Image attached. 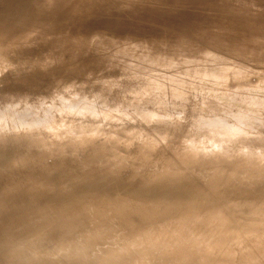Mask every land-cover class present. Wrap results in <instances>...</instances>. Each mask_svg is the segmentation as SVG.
<instances>
[{"label": "rangeland", "instance_id": "obj_1", "mask_svg": "<svg viewBox=\"0 0 264 264\" xmlns=\"http://www.w3.org/2000/svg\"><path fill=\"white\" fill-rule=\"evenodd\" d=\"M3 1L4 0H0V8L1 9H2V4H4ZM53 1H57V0H52V2ZM183 1L184 0H181L178 3V0L177 1L176 0H174V1L173 0L172 1H170V0H75V1L74 0H67L65 5L62 6L63 9L60 8L58 11H56V13H55V11H53V13H51V16H50L51 18L49 17V19L46 22H44L43 24H40V26L38 25L37 27L31 28L26 32H22L18 36V37H20V39H18V37H16L17 39L14 37V38H12L13 40L11 39L12 41L10 40L11 42L8 41V43L6 42L7 44L3 43L4 45L2 46V48H4L5 44L7 46L4 50H2V52H0V81H1L0 83H3V84H1V85H3V88L0 87V93H1L0 95H3V96H1L0 107L3 108L4 110H5V108H9L10 112L8 111L9 113L7 112V114H6L8 116L5 115L4 119L1 121L3 123V124L1 123L2 125H4V124L6 125V128L4 127V129H1L3 127L0 124V126H1V128H0V199L2 198L1 199L2 201L0 202V205H1L0 206V212H1L0 213V220L2 219L0 221V264H133V263L139 264V262L140 263L142 262L143 264L144 263L145 264H147V263H149V264H160L161 263L160 261H167V259H168V261H171V262L175 261V262H173L174 264H206L207 262H208L207 264H217V263L218 264H264V249H263L264 248V246H263L264 245L263 244L264 243L263 242L264 241V226H263L264 225V218H263L264 217V180H262L264 178V172H263L264 171V164H261L264 160V155H263L264 152L260 153V151H263V149H264V148H260V146L261 147H264V146L262 145V143H260L261 145H259L260 141L263 142V144H264V141H263L264 140L263 139L264 138V55H263L264 53L261 54V52H260V50H263V49H259V53H257L258 52L257 48L260 47L259 45H261L260 48H262V47L264 48V45H262V44H264V42L261 43V41L264 40V18H263L264 16L262 17V15L264 14V10L262 9L263 12L261 10L262 4L264 5V2H263V0H262V2H261V0H259V2H260V4H259V2L256 0H251V1H249V3H248V1L246 2L245 0L244 1L243 0H236L235 2L237 4H239V5H237V8H236L237 12H238L237 13L235 9L232 10L236 5V3H234L233 0H231V2L229 4L233 8L228 6L231 9V11H227L229 9H227L228 7H226L227 5H225L224 3H226V4H228V3L225 0H224V2H223V0L222 1L220 0L221 2H219L218 0L217 1L208 0V2H207V0H201V1L199 0L201 4L198 2V0H197V3H195L196 0H194V1L193 0H191V1L185 0L184 4L187 3L188 5L182 4ZM204 1H206V2H204ZM232 1H233V4H235V5L232 4L233 6L231 5ZM253 1H255L254 2L255 4L253 3ZM38 2H39V0H38ZM43 2L45 3V7L46 6L49 7L52 3L51 0H47V1L43 0ZM174 2H177V3H174ZM193 2L195 3L194 5H196V7H193L194 6ZM213 2H216V3H213ZM242 2L245 5H243ZM92 3L96 4V6L93 4L95 6V8H94V6L93 7L90 6L91 9L88 8V6L90 4L92 5ZM172 3H174V4H172ZM198 3H199V5H198ZM217 3H218V5L220 3H222V4H220L221 7L217 6ZM247 3L249 6H246ZM257 3L259 4V7L261 5L260 8L257 7L258 6V5H256ZM48 4H49V6H48ZM53 4H54V2H53ZM122 4H124L125 7H123ZM176 4H177V6H179L178 8H176L177 7V6H175ZM204 4H205V6H208L210 8L203 6ZM213 4H214L215 8L213 7ZM128 6H129V8H128ZM132 6H134V7H132ZM173 6H174V8H173ZM183 6L184 7L186 6L187 8L183 9L184 8ZM199 6L201 8H199ZM216 6H217V8H219V9L221 8V9L220 10L217 9L218 10L217 11ZM240 7H243V8L241 9ZM244 7H245V9H248V7H249L251 10L254 8V10L250 11L248 9L246 11V10H244ZM124 8H126V9L124 10ZM192 8H193V10H192ZM194 8H196V10ZM198 8H199V10H198ZM263 8H264V6H263ZM174 9L175 10L177 9L176 13H178V14L180 12H181V14L184 13L182 15L183 18L181 16V14H179L181 17L178 19L179 15L175 13ZM256 9H258V10L260 9V11H258ZM48 10H50V9H48ZM139 10L142 13V16H141L140 12L138 14ZM165 10L169 11V12L172 10L170 12L171 16L169 15V13H164ZM186 10H188V11H186ZM224 10H226L227 15L224 14L225 13V12H223ZM241 10H243V11H241ZM127 11H131L130 13H134V14L127 13ZM177 11H179V12H177ZM185 11L187 12V14L190 13V15H192V16H190L188 14V16H190V17H188L189 19L187 18V14ZM219 11H220V13H219ZM51 12H52V10H51ZM204 12H206V13H204ZM221 12L223 14H221ZM230 12H232V13H230ZM241 12H244V14ZM249 12L250 13L254 12L255 14L260 12V14L258 13V17L256 18L255 16H257V15H254V14L252 15V13L249 14ZM119 13L121 15H119ZM158 13H159V16H158ZM161 13H163V14H161ZM229 13H230V15H228ZM239 13H241L244 16L240 15ZM47 14H48V12H47ZM164 14L166 16L168 15V17H165ZM231 14H235V15L233 16ZM238 14L242 17L238 18L239 17ZM246 14L247 15L249 14L248 15L249 17H247ZM24 15L25 14L24 13L22 14V12H21L20 17L21 16L24 17ZM86 15H88V16H86ZM224 15L229 16V17L231 16V17L230 18L228 17V20H227V17H225ZM245 15H246V17H245ZM56 16H58V17L56 18ZM160 16H163V17H160ZM200 16H201V18H200ZM251 16H253V17H251ZM173 17H176V19L175 18L173 19ZM232 17H234V18L236 17L240 22L237 21V19H235L236 20L235 21L234 18H232ZM157 18H159V19H157ZM170 18H171V20H170ZM224 18H226V19H224ZM241 18H243V19H241ZM249 18H251L252 20H254V19H256V20H254V22H251V21H248ZM258 18H261V20ZM35 19H36V17H35ZM183 19L186 21H183ZM223 19L227 20V21H222ZM244 19H245V21H247L246 23H243V22H245ZM79 20L82 22L80 23ZM179 20L181 21V23L182 22L183 23L181 24ZM85 21L87 23H85ZM167 21H168V23H167ZM171 21H173V22H171ZM201 21L203 22V24ZM228 21H229V23H227ZM262 21H263V23H262ZM230 22H235V23L230 24ZM70 23H71V25H74V27L71 26ZM79 23L82 25L80 26ZM241 23L246 24V25L243 26ZM212 25H213V27H212ZM225 25L227 26V28L222 27ZM231 25H233V26H231ZM234 25H235V31L233 29ZM238 25L239 26L241 25L244 30L241 27H239ZM110 26H112V27H110ZM115 26H117V27H115ZM203 26H205V27H203ZM228 26L231 28H228ZM257 26H262L263 28L257 27ZM187 27H188V29H187ZM211 27L214 29H212ZM221 27L224 30L228 29L227 32L224 31L225 35L224 34L221 35L223 33V32H221L223 30H220ZM76 28H77V30H76ZM196 28H197V30L200 29V32L195 30ZM217 29L219 31V34L216 31ZM231 29H232V31H231ZM201 30H203V31H201ZM212 30L217 32L216 34H218L217 35L218 40L216 39V37L214 38L212 36L211 37L208 36V35H212V32H213ZM245 30H246V32H245ZM180 31H181V33H180ZM204 31H206V32L204 33ZM229 31H231L230 34H229ZM201 32L203 34H200ZM207 32H208V34H207ZM252 32H253V34H251ZM243 33H245L246 35L244 36ZM112 34H113V36H112ZM216 34H214L213 36H216ZM235 34H239L241 39H238L239 35H238V38H236L237 35H235ZM231 35H232V37L230 39ZM241 35H243V36H241ZM248 35H249V37H248ZM54 36L55 37L57 36L56 39ZM98 36H100V37H98ZM109 36H111L112 38ZM170 36H171V39H170ZM222 36L225 37V40ZM260 36L263 38H261ZM35 37H37V38H35ZM102 37H104L103 38L104 41H103ZM105 37H107L108 40ZM205 37L206 38L209 37L211 40L209 38L206 39ZM244 37H245V39H244ZM42 38H45V39H42ZM228 38L231 40V43L228 42V41H230ZM232 38H233V40H232ZM258 38H261V39H258ZM183 39L184 40L187 39L183 43V44H185L186 48H184V47L182 48L183 44H182L181 40H183ZM226 39H228V40H226ZM236 39H238L240 42H238V40H237V42L235 43V46H234V42H235L234 40H236ZM256 39L260 40V43H258L259 41ZM60 40H62V41H60ZM163 40H164V42H163ZM253 40L256 42H253ZM13 41H14V43H13ZM115 41H116V44H111V42L115 43ZM159 41L162 42V44ZM170 41L172 43H174L173 44V45H175L174 47L172 46ZM186 41H190V42H186ZM215 41H217V42H215ZM220 41H223L224 43L226 41V43H225L226 45H224L223 42H221L222 43L221 44ZM249 41L253 42V44L255 43L256 45H253ZM34 42H36V43H34ZM48 42H50L52 44L49 45ZM106 42H109V43H106ZM165 42H167V43H165ZM192 42L194 43L195 46L192 44ZM31 43H32V45H31ZM163 43L166 46H163ZM188 43H191V44H189V46H188ZM216 43H217V45H216ZM237 43H239L240 45L242 44V47L240 45H237V46L241 47V48L238 47V52H237V48H236ZM46 44H47V46H46ZM59 44L60 45L63 44V45H61V47L67 49V50H65V49L63 50V48H61L63 50V51L61 50V53L65 54L68 51V54L63 55L60 52H58V51H60V47H59L60 45ZM147 44H148V47H147ZM244 44H247V46L245 45V47H246L245 50L243 49ZM131 45H132V47H131ZM167 45H169V46L167 47ZM177 45L181 46V48ZM191 45H193V46H191ZM232 45L235 47V49L232 48L233 47ZM251 45L257 49V52L254 48H252ZM155 46H158V47H155ZM160 46H162V47H160ZM229 46L231 48H229ZM43 47H45V49ZM47 47H48V49H47ZM175 48H177V49H175ZM251 48L253 50H255V52L252 51ZM145 49H146V51H145ZM180 49L183 52V54L186 51L189 53L186 52L185 56L182 58L181 56L183 54L181 52V54H180L181 56L179 57V56H177L179 54V51L177 53H176V51L180 50ZM242 49H243L244 54L240 53V50L242 51ZM41 50H44V51H41ZM46 50L49 53L52 52V53H50L51 54L50 57H49L48 53L45 54ZM128 50H130V52L132 54ZM148 50L151 53L158 50L157 53L159 52V54H157V53L151 54L148 52ZM161 51H162V53L163 52L164 53L162 54ZM235 51L237 52V54ZM244 51H247L246 52L247 54ZM41 52L42 53L44 52V54H45V55H42L43 58L46 55H48V57L46 56L44 59H42V56H41L42 53ZM143 52L149 53V54L148 53L145 54L147 56L145 59H143L144 58ZM206 52H207V54L208 53L210 54L211 59H209L210 56L207 58L205 57ZM248 52H250V53L254 52L253 53L254 56L255 55L257 56V57L255 56V58H257L258 60L253 59L254 56L252 54H251L252 59H250L251 58V57H249L250 53L248 54ZM54 53L57 54L58 56L55 55ZM173 53H175L177 55L174 56ZM233 53L236 56L239 54H241V55L236 57V56H233ZM125 54H129V55H125ZM141 54H143V55H141ZM160 54H162V56ZM186 54H189V55H186ZM242 54L244 56H242ZM258 54H259L260 58H259ZM15 55H16V57H15ZM52 55L55 57L53 58ZM66 55H68V56H66ZM70 55L74 58H76L78 56V58L74 59ZM111 55L113 57H114V55L117 57L113 58ZM139 55H141V57H143V58H140ZM148 55H150L152 57L148 58L149 57ZM155 55L157 57H155ZM166 55L168 57H165ZM261 55H263V56L261 57ZM51 56H52V58H51ZM56 56L58 57V59H55ZM121 56H122V58H121ZM158 56H160V58H158ZM169 56L171 57L170 59H172V60H173V58H172L173 56H174V59L176 57L175 61L174 60L171 61L174 65H172V63L168 59ZM203 56L205 58H203ZM206 56H208V55H206ZM213 56H214V60H213ZM65 57L67 60L62 59ZM110 57H112L113 60ZM118 57H119V61L122 59V62L121 61L119 62L118 59L115 60V58H118ZM124 57H126V58H124ZM153 57H154V59H152ZM161 57L164 60L166 58H167V61L169 60L168 61L169 63H166L167 62L166 60L164 62V65H166L165 67L167 68V70L165 69V67H163L164 68V69H162L163 71L160 70V68H162V67H160L161 64H159V63H162V65H163V60H162V62L159 61L161 59ZM178 57L180 58V59H178L180 66L177 65V63H178L177 58ZM26 58L29 60V63H27L28 60ZM31 58H32V61L35 60L38 63L40 62L41 64H38L37 62H36L37 65H36V63L32 64ZM50 58H51V62H53V64L56 62L55 65H52V63H50ZM135 58H137V59L139 58V61ZM147 58L149 60L150 59L154 60V61H152L153 63L151 65H149L151 63V60L149 63L148 62L149 60ZM155 58L159 59V60H157V63L159 61V63L157 65H159L160 68L159 67L157 68V65H155V63H156ZM184 58H187L189 61L187 59H184ZM20 59L21 60L25 59L26 63L24 60L21 61ZM228 59H232V61H229ZM247 59H249V60H247ZM259 59H261V60H259ZM56 60L57 61L60 60V62H57ZM144 60L145 61L147 60L149 67H148L147 63L144 62ZM236 60H238V61H236ZM253 60H254V62L255 61L256 62L254 63ZM14 61H15V63H14ZM41 61L42 62L45 61V63L43 64ZM46 61L49 63V65L50 64L51 65L49 66ZM183 61H184V63L186 62L185 63L186 66H185V64H183L185 66L184 68H183V65L180 64V62L183 63ZM17 62L20 64H18ZM22 62H23V65H22ZM108 62H109V64H108ZM116 62H119V63H116ZM132 62H134V63H132ZM120 63L122 65H120ZM137 63H142V64L145 63V64L142 65V64H137ZM25 64L26 65L32 64V65L30 67H27ZM113 64H118V65H113ZM153 64L156 67H154ZM119 65H120V67H119ZM141 65H142V68H141ZM168 65H169V70H168ZM244 65H246L248 67H246ZM20 66L23 68L26 67V68H24L25 70L23 68H21ZM43 66H45V67L47 66L46 68L48 71L46 69L44 70L45 67L43 68ZM115 66L116 67L118 66L117 69L115 68ZM121 66H122V69L125 67L123 69L124 71H126L127 69H128V71H126V73H125L122 71V69L119 70V68H121ZM146 66L148 68H145ZM170 66H172V67H170ZM173 66H176L175 69ZM243 66L246 68H242ZM38 67H40L41 69ZM150 67H152V70ZM178 67H179V69H178ZM186 67L188 68V70ZM208 67L211 68V70L208 69ZM250 67L252 69L254 68V70H255L254 73H252L250 71V70H252V69H250ZM69 68L70 69L74 68V69H72V70H74V72L72 70H70ZM108 68H110V70H108ZM144 68L148 69L150 71L149 72L148 70H146V71H148V73L150 75L148 73H146ZM170 68H172V69H170ZM180 68L181 69L183 68V69L181 70ZM212 68H214V71ZM81 69L83 72L81 71ZM114 69H115V71H114ZM142 69H144L143 72H142ZM153 69H154V71L158 72V73H156V75H155V72H153ZM244 69H245V71H244ZM106 70H108V72ZM173 70H175L176 72ZM180 70L181 71L184 70V71L181 72ZM205 70H209L208 71L209 73ZM247 70H248V72H247ZM37 71H39V72H37ZM104 71H106V72H104ZM129 71H130V75H129ZM69 72H71V74ZM81 72L83 74H81ZM120 72H122V73H120ZM151 72H153V75ZM172 72H173V74H172ZM194 72L198 73V77H196L197 74L195 75ZM205 72L208 73V75ZM242 72H247V73H242ZM100 73H104V74H101V76H100L99 75ZM135 73H137V74L135 75ZM199 73H200V75H201V73L205 74L206 76L202 74L205 77L201 76L205 79L201 78L199 76ZM131 74H134V76L132 75L133 76L132 77ZM138 74L140 76L142 75L143 78L138 76ZM146 74H148L147 77H146ZM162 74H163V76L166 75L167 78L162 77ZM171 74L173 77H175V76L176 77L173 78L171 76ZM191 74H193V75H191ZM215 74H216V76H215ZM64 75H65V77H63ZM217 75H218V77L221 76L222 78L221 77L218 78ZM60 76L62 78H59L60 79L59 80L58 77H60ZM89 76L91 77V80H89L90 79ZM126 76H127V78L124 79V77H126ZM128 76L130 77L129 78L130 81L128 79ZM135 76H136V78H135ZM153 76L154 77L158 76V78H156L158 80L151 81V82H153L155 87H153V84L150 85L151 82L149 84V82L147 81V80H149V78H151ZM160 76L162 77V79L164 81L166 79L170 78L169 76H171L170 82H171V84L173 82L174 83L172 85L170 84L171 86L165 85V84H169V83H165V84H164V82L160 83L161 81H163ZM207 76H209V77L211 76L213 79H210ZM118 77H120L122 79L120 81L115 80V78H118ZM154 77H153V79H155ZM188 77H190V79ZM206 77L209 78V80ZM216 77L218 79H216ZM64 78L68 79L69 81L65 80ZM86 78H88L89 81ZM107 78H109L111 80L113 79L116 82H118V83H116L115 81L112 80L113 84L115 83L116 87H119L118 90L121 89L122 87L123 88L126 87V88L122 89V90H125L126 92L124 91V93L122 94V92H123L122 90H119V91L113 90V84L112 83H111L112 87L110 88L111 85L108 84V83H110V80L108 82ZM120 78H118V79H120ZM134 78L136 80L138 78L137 83H136V80ZM140 78H141V80H140ZM145 78H147V80ZM226 78H227V80H226ZM99 79H100V81H103L105 83V85L102 82L96 83V81H99ZM123 79L124 80L128 79V81H124ZM131 79L133 80L134 83H132ZM172 79H174L175 81L179 80L176 83L177 84L176 86L180 89V85H181L180 90L176 86H174L175 81ZM200 79H202V80H200ZM219 79H221V80L218 81ZM63 80L66 81L65 83H67V82L68 83L64 84ZM143 80L148 82L147 84L150 86V88L148 85H146V82ZM150 80H152V78ZM61 81H63V82H61ZM87 81L89 83L93 81L92 82L93 84L92 83H90V84L94 85V86L93 87L90 86V84L86 83ZM157 81L159 82V84H157L158 83ZM167 81H169V79ZM181 81L182 82L186 81V86H184L185 84L182 85L184 82L181 84ZM55 82H61L62 84L61 83L55 84ZM123 82H124V84L126 83L125 86H124ZM139 82H141L142 84ZM179 82H180V84H179ZM187 82L189 83L188 85H187ZM6 83H8V84H6ZM20 83L23 86H20ZM24 84H26V85L24 86ZM32 84H34V85H32ZM40 84H42L43 87ZM51 84H52V86L53 85L55 86V87L54 86L53 87L57 89L58 94L62 93L63 91H66L67 94L65 92L62 93L64 96L66 95L65 97H68V96L73 97L74 96V98H72V97L71 98L70 97L65 98L64 96L63 97L61 96V98L58 97V100H57L56 99L57 98V92L55 91V94H54L53 91L55 89L52 87H49V86H51ZM86 84L89 85L91 88L89 86H87ZM100 84H101V87L99 86ZM107 84L109 85L108 89L106 86ZM115 84H114V89H115ZM133 84H136L135 87H133L134 86ZM11 85H13V86H11ZM28 85H29V88L26 91L25 87ZM30 85H31V88L34 86V88L32 90H30L31 89ZM44 85H46L47 87ZM57 85L59 87L60 86H62V87L59 88V87H57ZM131 85H133V86H131ZM138 85H142V88ZM162 85H165V86H163L165 89L167 88L166 86H169L170 89L171 88L173 89L176 87V89H174V91H172L169 88H167L171 92L168 91L167 89H166L167 91H165V90H163ZM189 85L191 88L189 87V89H187ZM15 86H17V88ZM18 86L20 88L22 87L21 90L19 89ZM82 86H84V88ZM105 86H106V88H104ZM128 86L130 89L128 88ZM130 86L132 88H135L136 90L135 89L132 90ZM156 86H159L158 88L161 87L162 89H160V90L164 91V92L162 91L163 92L162 93L159 90V92L162 93V94H160V96H159V92H158V89L156 88ZM183 86L185 87V90L187 89L186 91L183 90L184 89ZM9 87H11V88H9ZM36 87H37V90H34V89H36ZM44 87L46 89H43ZM69 87H70V89H68ZM96 87H98V88H96ZM50 88H51V90H50ZM61 88H62V91L60 92ZM89 88H90V91H89ZM101 88L104 90L106 89L107 91L105 90V93H104V90H102ZM140 88H141V90H143L142 92H144V93L141 92ZM151 88H153V89L155 88V90H153ZM38 89L40 92L44 90V94H43V92H41L43 94L42 96H40L41 93H40V95L38 94L39 93V92H37ZM40 89H42V90H40ZM98 89H99V91H98ZM145 89H146V92L149 91L147 94V97L145 96L146 95ZM150 89H151V91L153 90V92L156 91V93L154 92L155 97H153L154 96V95H152L153 92L151 93ZM49 90H50V92L51 91L52 92L50 93ZM78 90H80L82 92L85 91L84 92L85 94H83L82 92H80ZM129 90H131V91H129ZM175 90H179V91L183 90V91H181L182 94H179L181 92L177 91V92H179L178 93L179 95H177V92ZM5 91H7V92L5 93ZM70 91H74V92L72 93ZM76 91H77V94H78V92H80V94L78 95L79 97L76 96L77 98H75V95H77ZM86 91H87V94H86ZM137 91H138V95L135 93ZM89 92H93V93L95 92L94 94H98L97 92H101V93H99V95H97L98 97L95 96V99H93L94 94L89 93ZM174 92H176V93L174 94ZM52 93H53V95H56V96L54 97L53 95H51ZM71 93L73 95H70ZM128 93H131L132 95L134 94L135 96H132L131 94H128ZM139 93L141 95L142 94H145V95H143L139 99V96H141V95H139ZM157 93H158V95H157L158 98H156ZM28 94L30 95V97ZM62 94H60V95H62ZM89 94H91L93 97L88 96L87 99H85V101H84L83 98H85V96H87ZM117 94L119 95V97L123 96V98L119 99L117 97ZM125 94H126V96L124 98ZM248 94H250V95H248ZM31 95H33V96H31ZM60 95H58V96H60ZM150 95H151V97H150ZM5 96H6V98H5ZM11 96H13V97H11ZM45 96H47V97L44 98ZM114 96L118 99L117 101H116V98ZM137 96H138V99H137ZM89 97H90V99H89ZM104 97H107L109 99L107 100V98H104ZM126 97L128 99H130V101ZM143 97H145V98H143ZM9 98H11V99H9ZM54 98H55V101H54ZM62 98H63V100H62ZM64 98L67 99V101ZM91 98H92V100H91ZM113 98L115 100H112ZM194 98H196V99H194ZM239 98L241 99L242 104H241ZM246 98H248V99H246ZM123 99L124 100L126 99L129 102H126V100L122 102L121 100H123ZM88 100H91V102L90 101L88 102ZM104 100H105V102L108 101V105L110 104V106H108L104 102L105 105L108 106L109 108H106L104 103L102 105L100 104ZM119 100H120V102H119ZM138 100H140V101H138ZM247 100H249V101L251 100V102L247 103L248 102ZM56 101L59 103H57ZM60 101L61 102L64 101V103L61 104ZM72 101H73V103H72ZM112 101H114V102H112ZM254 101H256V103ZM77 102L83 103L81 116L79 115L81 113H77L76 115H75V113L72 114L73 112L68 113L67 111H69V109H67L65 107V106H68L70 104H74ZM116 102L119 103V104L117 103L118 106H117V104L113 105V103H116ZM177 102L178 103L182 102L184 104V106H182L183 105L182 103H181L182 105H180V104L177 105ZM88 103H90V104H88ZM251 103H252V105H251ZM17 104H20V105H17ZM65 104H68V105H65ZM171 104H173V105H171ZM174 104H175V107L173 108ZM248 104L251 105V107ZM30 105H31V107H30ZM87 105H89L92 109L94 108V110L87 107ZM244 105H246V106H244ZM48 106H50V107H48ZM115 106H117V107H115ZM11 107L13 110L10 109ZM110 107L111 108L113 107V109H111ZM1 108H0V110H1ZM83 108L87 109V110H91V112L86 113V111ZM171 108H172V111H171ZM65 109H67V110H65ZM79 109L81 110V108H79ZM173 109H175V110H173ZM99 112H101V113H99ZM84 114H86V115H84ZM169 114H170V116H168ZM178 114L180 117H181V115L182 116L184 115L183 117H185V118L181 117V119H180ZM145 115H146V117L144 118ZM155 115H159V116H155ZM175 115L178 117V119H176L177 117L175 118ZM185 115L187 116V118ZM149 116H153V117L150 118ZM171 116H174V118ZM159 117H160V119H159ZM156 118H158L159 120ZM192 118H194L195 120L197 119V120L192 121ZM207 119L219 120L216 122H221L220 125L223 124L224 127L226 126V128H229V127L238 128L239 130L242 131V133H241L242 136L240 133H238L239 135L237 133H235L237 136H235L233 134L232 137L229 136L230 138H232V139H230L229 137H227V135H229V133L226 134V132L225 133L224 132H221V133L217 132L216 129L211 128V126H208L209 128H211L209 130L206 129V126H205L204 129H206L205 130L206 132H208L210 130L212 132V134H211V132H210V134H209V132H208V134H206V133H204L205 131L203 132L202 131L203 129L201 130V128L198 127L197 125H200L203 128L205 125L204 123H206ZM199 121H201L202 123L204 122L203 123L204 125L199 124L200 123ZM194 124L197 126L196 127L197 129L198 128H200V129L197 130L195 127H193V126H195ZM11 127L13 128V130H11L12 129ZM83 127H84V129H83ZM214 127L216 128L217 126H214ZM82 130L84 132H87V134H88L89 130H90V132L97 131V133L100 134L99 137L92 142L94 144L93 147L91 146L92 148L95 149L96 146H100V147L105 146L110 151L117 150L120 153V157H118V159L113 158L109 162L108 161H102V162L97 161L96 164L94 165V167L89 166L88 165V163L90 162L89 158L92 156L93 153L89 151V149L91 147L90 148L84 147L85 144L83 142L82 135L80 134ZM200 130H201V133L198 132ZM202 132H203V134H202ZM215 133L217 135H214L212 137V135ZM243 133H245V134L243 135ZM114 134L117 135V137L119 138V140L117 142L115 140H113V138H112L114 136ZM252 134H254V135H252ZM88 137H89V135H88ZM249 138L250 139L252 138L251 140L253 143L255 142L254 139L257 140V142L259 140L257 145L259 146L260 149L257 148V145L250 146L253 143L251 141H249L250 140ZM261 138H262V140H261ZM226 140H229V141L225 142ZM233 141H234V143H233ZM246 141L249 142L248 146L246 145V143H248ZM250 142H251V144H250ZM127 143H129V149L128 150H126V144ZM218 143H220V144H218ZM212 144H214V146ZM232 144H234V145H232ZM254 144H256V142ZM189 145H190V147H189ZM195 145L199 146V149L197 151L193 147ZM215 145H216V147H215ZM239 145H240L239 149L241 148L240 151L238 149ZM234 146H237L235 149H238V150H235V149L234 150L236 152L238 151L237 153L239 155L236 152L231 153L233 151L232 148H234ZM241 146H244L243 148L248 149V150H245L246 152L245 151L243 152V149ZM246 146H247V148H245ZM255 146L257 149L255 148ZM217 147H219V148H217ZM249 147H252L250 150L255 148L253 150L254 153L257 152L258 149L260 150V151H258L259 153L255 154L257 156L252 154L253 151L252 152L249 151ZM221 148L224 150H222ZM225 148H230L229 149L230 154H229V152L227 153L228 149H225ZM178 149H179V151H178ZM80 151L82 153L80 158L86 159V161H84V163H85V169L87 170L86 173L88 172V174L85 177H83L84 181L86 180L85 182L83 181L82 178H80V176L78 174L77 167L75 168V165H74V164H76V165L80 164L82 162V159L79 158L75 162H71L70 164L74 165L72 167L67 166L66 161H65V159L70 158L71 155L73 156V155H75L76 152H80ZM138 151H140V152H138ZM247 151H249L251 153L249 154ZM173 153H175V154H173ZM204 153H207V154H204ZM245 153H247V154H245ZM201 154H203V155H201ZM240 154L244 155L245 157L243 156V158H242V155L240 157ZM196 155H199V156L196 157ZM232 155H235L234 159L232 158L233 157ZM246 155H247V157H246ZM253 155H254L256 160L254 159ZM188 156L189 157L191 156V157L189 158ZM200 156L203 158H201ZM212 157H213V159H212ZM256 157H258V158H256ZM177 158H178V160L182 159L179 161L178 164H177L178 161L176 160ZM236 158H237V160H236ZM252 158L256 162H252L251 161ZM161 159L163 160V163H161L162 162ZM185 159L187 161H185ZM209 160H211V161H209ZM248 160H250V161H248ZM182 161L184 162V164ZM234 161H236V162L234 163ZM243 161L244 162L246 161L245 164ZM164 162H166V163H164ZM207 162H209L208 164L211 163L210 165L214 164L211 167L209 166V170H211V168H213L214 170L216 168L218 170V172L214 174L215 175L214 177H211L208 179L206 178L207 177L206 174L205 175H199V173L195 171L197 168L196 166H198V168L200 166V165H198V163L201 164V163H207ZM227 162H228V164H227ZM117 163H118V165H117ZM125 163H126V165H125ZM187 163H189V164L187 165ZM230 163H234V164H230ZM242 163L246 169L248 168L247 166L249 165V167L251 169L254 168V170H258V171H256L255 174H254L255 171L249 170V168L247 171L242 166ZM249 163L251 165H253V163H254L253 166L257 167V169L253 166L251 167V165ZM255 163L256 164L258 163L259 166H257L258 164L256 165ZM114 164H115V166H114ZM194 164H196V166H192ZM225 164L227 165V167L231 166L232 169L231 168L228 169L230 173L226 172V171H228L226 169H224V171L226 170L225 173H221L219 171V170H222L223 167L226 166ZM236 164H239L240 166L236 165ZM152 165H153V167H152ZM165 165L167 168L165 167ZM172 165H173V167H172ZM216 165H218V167L221 166L222 168L221 169L217 168ZM222 165H225V166H222ZM260 165H262L263 167H261ZM83 166H84V164H83ZM86 166H87V168H86ZM88 166L91 167V169ZM188 166H191V167H189V169H191L192 167H195L194 171H192L193 169L186 170ZM233 166H235V167L238 166L240 168V170L242 168H244V170L242 169V171H239V172H242L243 175L241 173H239L238 171H234V170H236V168L234 169ZM169 167L172 168L173 171H175L174 169L178 170L180 167L184 168V169L180 168L181 171L178 170L179 172L178 171L173 172ZM185 167H186V169H185ZM238 167H237V169L239 170ZM260 167L263 170L262 169L260 170ZM162 168H166V170L162 169ZM101 169H102V171H101ZM153 169H155L156 172ZM156 169H158V170H156ZM161 169L164 171H162ZM114 170H117V171L114 172ZM137 170H139V171H137ZM149 170L151 172H149ZM169 170H171V171H169ZM182 170H184V172ZM232 171H233V173H232ZM249 171H251V172H249ZM252 171H254V172L252 173ZM163 172H165V173H163ZM194 172H196L197 174ZM257 172H259L260 175H258ZM71 173H73L72 176H71ZM140 173H143V174H140ZM245 173H246V176H244ZM250 173H252V174H250ZM169 174H171V175L169 176ZM253 174L256 176H254ZM161 175H163V176H161ZM222 175H223V177H222ZM231 175L233 178L231 177ZM251 175H253V176H251ZM261 175H263V176H261ZM142 176H143V178H142ZM76 177L80 178V180H78V178H76ZM187 177H188L189 181L187 180ZM112 178H113V181H112ZM114 178H115V180H114ZM160 178L162 179V181ZM143 179H144V181H143ZM178 180H179V183H178ZM103 181H104V183H103ZM166 181H167V183H166ZM190 181H191V183L192 182L193 183L191 184ZM109 182H111V183L109 184ZM119 182H121V183H119ZM138 182H141V183H138ZM171 182H173V183H171ZM90 183L92 184V186H97V187L93 188ZM106 183H108L109 185ZM162 183L164 185H162ZM170 183H171V185H170ZM174 183L175 184L178 183L174 187L175 190H174V188H172L174 186L173 185ZM202 183H204V184H202ZM88 184H89V187H88ZM196 184H197V186H200V187H195ZM104 185H105V187H103ZM191 185H194V188H196V189L198 188V191L194 190L193 186H191ZM247 186H248V188H247ZM249 186L252 188H250ZM90 187H92V188H90ZM99 187H101V188L97 189ZM159 187H160V189H159ZM190 187H192L193 189ZM201 187L203 188V190H201V192H200V189H202ZM104 188H106V189H104ZM95 189H97V190H95ZM145 189H146V191H145ZM215 189H216V191H215ZM71 190H72V192H71ZM93 190L95 191L94 193H93ZM176 190H178V191L176 192ZM106 191H107V193H106ZM136 191H138L139 193L140 192L141 193L143 192V193L142 194L140 193V196H139L136 194ZM108 192H110V194ZM69 193H71L70 194L71 196L69 195ZM150 193H152V194H150ZM77 194H78V197H77ZM207 194H208V196H207ZM201 196H202V198H201ZM244 196H246V197H244ZM68 197L70 199H68ZM149 197H151V198L149 199ZM219 198H221V199H219ZM60 199H62V200H60ZM170 201H172V202H170ZM28 202H29V204H28ZM80 202H83V204L82 203L80 204ZM67 204L70 206H68ZM82 205H83V208L85 207L84 209H82ZM101 205H103V206L101 207ZM30 206H32V207H30ZM78 206H80L79 207L80 209L77 208ZM26 207L28 208L29 211L27 210ZM66 207H67V209H69L68 212H67V209H65ZM86 207H88V208H86ZM89 207L95 212L93 213V211H92V213H91V209ZM24 208H25V210H24ZM116 208H117V210H116ZM154 208H156V209H154ZM257 208H258V210H257ZM76 209L79 211L77 212ZM96 209H97L98 213L96 212ZM99 209H100V211H99ZM118 209H120V210H118ZM20 210H22V211L24 210L23 211L24 213H22V211L20 212ZM70 210H72L73 213ZM107 210H109V211H107ZM124 210H125V212H124ZM147 210H148V212H147ZM171 210H173V211H171ZM199 210H200V212H199ZM83 211H84V213H83ZM86 211H87V213H86ZM116 211H117V213H116ZM121 211H122V213H119ZM65 212L68 214H66ZM81 212L83 214L82 216H81ZM114 212H115V214H113ZM123 212L125 213V215H123L124 214ZM95 213H96V215H95ZM15 214L17 217L15 216ZM21 214H23L22 215L23 220L21 219L22 218ZM32 214H33V216H32ZM61 214H63V215H61ZM89 214H90V216H89ZM6 215H8L9 218ZM39 215H40V217H39L40 219L38 218ZM60 215H61V217H60ZM86 215L89 217V218L87 217L89 220L86 218ZM93 215H94V218H91V217H93ZM98 215H100L99 216L100 218H102V217L103 218L101 220H99L100 218L96 217ZM138 215H139V217H137L138 218V220H137L136 216H138ZM5 216H6V218H5ZM27 216H28V218H26L27 219L26 220L25 217H27ZM50 216H52V217L49 218ZM80 216H81V218H80ZM105 216H106V218H105ZM107 216L109 218H107ZM123 216L124 217L127 216V218L129 220L127 218H124ZM195 216L198 218H196ZM113 217H118V218H113ZM161 217H162V219H160ZM90 218L93 219V222L96 220H97V222L91 223L92 221H90L91 220ZM119 218H120V220H119ZM130 218H131V222H129ZM133 218H136V219L134 220ZM106 219H107V221H106ZM112 219H114V221ZM132 219H133V221H132ZM63 220H66V221H63ZM102 220L103 221L105 220L104 222H106V224L108 226ZM108 220H109V222H108ZM27 221H29V222H27ZM57 221H59V222H57ZM72 221H73V223H72ZM50 222H51V224H50ZM100 222H101V224L104 223L105 229H101L104 225L99 227L100 230L93 227V226H97L96 223H99L98 225H100ZM36 223H38V224H36ZM90 223L92 225L93 224L94 225L90 226L91 225ZM113 225L115 227H113ZM147 225H148V227H147ZM237 225H238V227H237ZM78 226H79V229H78ZM250 227H252V228H250ZM114 228H116V229H114ZM107 229H108V231L110 230V233H108ZM180 229H184L185 234H183V236L185 238L191 239L192 237L196 236L201 241L202 240L201 238H208L209 237L208 239H209L210 244L208 242L205 243L204 241H201L199 243L200 248L198 250L202 251L204 249L205 251L210 252V255L206 259L200 260L199 258L191 259V258H187V257H184L181 254H179L181 251L176 250L177 248L175 246L176 245L175 240H181L182 238H184L183 236L179 235L177 232ZM102 230L104 231V233H106V235L103 233ZM92 231H94V232H92ZM97 232H100V233L98 234ZM93 233H95V234H93ZM112 233H114V235L111 236ZM116 233L118 235H116ZM120 233H122L121 236H120ZM53 234H54V236H53ZM90 234H92V235H90ZM68 235H69L70 239H68L69 238ZM144 235H148L151 237V241H149L148 244H146L145 241L142 240V237ZM247 235H250V236L247 237ZM251 235H254V236H251ZM89 236H92V238ZM114 236L117 237L119 240L117 238H115ZM109 237H110V239H109ZM87 238H88V240L89 239L90 240L88 241ZM96 238H98V240H95ZM122 239H123V241H122ZM92 240H95L96 243L97 242L101 243V244H99V246L105 245L108 248H106L104 246V248L106 250L104 248H102L101 249L102 251H101L100 249H98L99 246H96V245H98V243L96 244L94 242V244L92 246H93V249L94 248L95 249L92 250V248H90V247H92V246H90L92 244ZM102 240L104 243L102 242ZM223 240H224V242H223ZM71 241H72V243H71ZM124 241H125V243H124ZM52 242H53V244H52ZM56 242H57V244H56ZM27 243L32 245L30 247H32L33 249L32 248L29 249L28 248L29 245ZM77 243L80 246L77 245ZM85 243H86V245H85ZM87 243H88L90 250L88 249ZM106 243H108V244L110 243L111 244V245L109 244L110 247L107 246ZM139 243H140V246L138 245ZM141 243H143V244H141ZM116 244H118L120 247H118V245H116ZM55 245H56V247H54ZM75 245H76V247H74ZM94 245L96 247H94ZM161 245L162 246L164 245V251H160L162 248ZM241 245H242V247H240ZM66 246L67 247L69 246L68 249H66L67 248ZM77 246H78V248H77ZM115 247H116V249H115ZM129 247H130V249H129ZM156 247L158 250L156 249ZM171 247H173V248L170 251L167 250ZM250 247H251V249H250ZM73 248H74V250H73ZM127 248H128V250H127ZM75 249H77L79 251H77ZM232 249H234V250H232ZM66 250H68V251H66ZM70 250H73V251L71 252ZM96 250L99 252H97ZM184 250H186V249H183L182 252H185ZM113 251H115V252H113ZM249 251H250V253H249ZM78 252H80V254H78ZM128 252H129V254H128ZM94 253H95V255H94ZM118 253L120 254V256L118 255ZM123 253H125V254H123ZM152 253H154L153 256L152 257L149 256ZM161 253H162V256L160 255ZM90 254L93 256H90ZM142 254H143V256H142ZM164 254L165 255L167 254V255L165 256ZM211 254H213V255H211ZM87 255H89L88 256L89 258L87 257ZM28 256H29V258H28ZM31 256H33V257H31ZM144 256H146V257H144ZM160 256L162 257V259ZM251 256H252V258H251ZM118 257L119 258L121 257V258L118 259ZM126 257L128 258V260L127 259L123 260ZM131 257H133V258H131ZM115 258H117L118 260ZM130 258L133 262L131 260H129ZM231 258H233V259H231ZM149 260H151V261H149ZM235 260H236V262H235ZM127 261H129L130 263ZM190 261H192V262H190ZM238 261H240V262H238ZM173 263H171V264H173Z\"/></svg>", "mask_w": 264, "mask_h": 264}, {"label": "bare ground", "instance_id": "obj_2", "mask_svg": "<svg viewBox=\"0 0 264 264\" xmlns=\"http://www.w3.org/2000/svg\"><path fill=\"white\" fill-rule=\"evenodd\" d=\"M44 1H47V0H44ZM66 1H67V0H57V1H53V2H54V4H53V2H52V0H51V2H52L51 5L49 6V4H48L49 7H47V6L45 7V3L43 2V0H41V1L39 0V2H38V0H4V1H3L4 4H2V9H3V10L0 8V52H2V50H4V49L6 48V46H7L6 44H7L8 41H10L12 38H14V37L16 38V37H18L22 32H26V31H28L29 29L34 28V27H37L38 25L40 26V24H43L44 22H46V21L49 19V17L51 16V13H53V11H55V13H56V11H58L60 8H62V6L65 5ZM74 1H75V0H74ZM170 1H172V0H170ZM173 1H174V0H173ZM176 1H177V0H176ZM179 1H181V0H178V3H179ZM184 1H185V0H184ZM184 1H183L182 4H184ZM190 1H191V0H190ZM193 1H194V0H193ZM200 1H201V0H200ZM200 1L198 0L199 3H200ZM213 1H214V0H213ZM215 1H217V0H215ZM218 1L221 2L222 0H221V1L218 0ZM225 1L228 3V4L224 3L225 5H227L226 7H228V6L231 7V6L229 5L230 2H231V0H228V1L225 0ZM233 1H234V3H236V2H235L236 0H233ZM233 1H232L231 5L233 4ZM243 1H244V0H243ZM245 1H246V2L248 1V3H249V1H251V0H245ZM256 1L259 2V0H256ZM92 2H93V1H92ZM97 2H98V1H97ZM97 2H96V3H97ZM120 2H121V1H120ZM186 2H187V1H186ZM204 2H206V1H204ZM207 2H208V0H207ZM219 2H218V3H219ZM223 2H224V0H223ZM223 2H222V3H223ZM254 2H255V1H253V3H254ZM261 2H262V0H261ZM263 2H264V0H263ZM42 3H43V4H42ZM90 3H91V2H90ZM170 3H171V2H170ZM174 3H177V2H174ZM174 3H172V4H174ZM195 3H197V0H196ZM195 3L193 2V5H194ZM199 3H198V5H199ZM211 3H212V2H211ZM213 3H216V2H213ZM218 3H217V6L221 7L220 4H222V3H220L219 5H218ZM248 3H247L246 6H249ZM251 3H252V2H251ZM251 3H250V4H251ZM253 3H252V4H253ZM93 4H94V3H92V5L90 4V5L88 6V8L91 9V7H93L94 5L96 6V4H94V5H93ZM172 4H171V5H172ZM182 4H181V5H182ZM186 4H187V3H185L184 5H186ZM189 4H190V3H189ZM200 4H201V3H200ZM242 4H243V2H242ZM252 4H251V5H252ZM254 4H255V3H254ZM259 4H260V2H259ZM259 4H258V3L256 4V5H258V6H257L258 8L261 7V5H260V7H259ZM261 4H262V3H261ZM46 5H47V4H46ZM122 5H123V7H125L124 4H122ZM129 5H130V4H129ZM179 5H180V4H179ZM187 5H188V4H187ZM193 5H192V6H193ZM206 5H207V4H206ZM233 5H235V4H233ZM233 5H232V6H233ZM237 5H239V4L236 3V5H235L234 8L231 7V8H233L232 10L235 9L236 12H237V9H236V8H237ZM243 5H245V4H243ZM243 5H242V6H243ZM90 6H91V7H90ZM95 6H94V8H95ZM175 6H177V4H176ZM203 6H205V4H204ZM210 6H211V5H210ZM217 6H216V10L219 9V8H217ZM222 6H223V5H222ZM253 6H254V5H253ZM263 6H264V5L262 4V8H261V10H262V9L264 10ZM132 7H134V6H132ZM138 7H139V6H138ZM178 7H179V6H177L176 8H178ZM183 7H184V6H183ZM189 7H190V6H189ZM193 7H196V5H194ZM205 7H208V6H205ZM213 7H214V4H213ZM223 7H224V6H223ZM229 7L227 8V9H229V10H227L225 7H224V8H225L227 11H231V9H230ZM238 7H239V6H238ZM51 8H52V9H51ZM128 8H129V6H128ZM173 8H174V6H173ZM185 8H187V7L185 6L183 9H185ZM199 8H201V7L199 6ZM199 8H198V10H199ZM208 8H210V7H208ZM214 8H215V7H214ZM224 8H223V9H224ZM240 8L242 9L243 7H240ZM240 8H239V9H240ZM48 9H50V10H48ZM62 9H63V8H62ZM81 9H82V8H81ZM90 9H89V10H90ZM92 9H93V8H92ZM125 9H126V8H124V10H125ZM130 9H131V8H130ZM161 9H162V8H161ZM170 9H171V8H170ZM194 9L196 10V8H194ZM220 9H221V8H220ZM220 9H219V10H220ZM223 9H222V10H223ZM248 9H249L250 11L254 10V8L251 10L249 7H248ZM248 9H245V7H244V10L247 11ZM47 10H48V11H47ZM51 10H52V12H51ZM121 10H122V9H121ZM134 10H135V9H134ZM137 10H138V9H137ZM141 10H142V9H141ZM174 10H175V9H174ZM176 10H177V9H176ZM176 10H175V13H176ZM178 10H179V9H178ZM192 10H193V8H192ZM204 10H205V9H204ZM206 10H207V9H206ZM226 10L223 11V12H225L224 14H226ZM256 10H258V9H256ZM263 10H262V12H263ZM46 11L48 12V14H47ZM49 11H50V12H49ZM122 11H123V10H122ZM131 11H132V10H131ZM131 11H127V13H130ZM165 11H166V10H165ZM165 11H164V13H169V15H170V14H171L170 12H171L172 10H171L170 12H169V11H166V12H165ZM186 11H188V10H186ZM186 11H185V12H186ZM200 11H201V10H200ZM217 11H218V10H217ZM241 11H243V10H241ZM258 11H260V9H259ZM21 12H22V14H23V13L25 14L24 17H23V16L20 17ZM78 12H79V11H78ZM85 12H86V11H85ZM91 12H92V11H91ZM91 12H90V13H91ZM118 12H119V11H118ZM136 12H137V11H136ZM139 12H140V10L138 11V14H139ZM142 12H143V11H142ZM160 12H161V11H160ZM177 12H179V11H177ZM183 12H184V11H183ZM192 12H193V11H192ZM197 12H198V11H197ZM59 13H60V12H59ZM109 13H110V12H109ZM112 13H113V12H112ZM116 13H117V12H116ZM124 13H125V12H124ZM140 13H141V12H140ZM172 13H173V12H172ZM193 13H194V12H193ZM199 13H200V12H199ZM204 13H206V12H204ZM211 13H212V12H211ZM219 13H220V11H219ZM230 13H232V12H230ZM230 13H229L228 15H230ZM237 13H238V12H237ZM241 13L244 14V12H241ZM241 13H239V14L242 15ZM251 13H252V15H253V14H254V15H257V16H255L256 18L258 17V13L260 14V12H258V13H256V14H255L254 12H251ZM251 13L249 12V14H251ZM49 14H50V15H49ZM69 14H70V13H69ZM82 14H83V13H82ZM107 14H108V13H107ZM130 14H134V13H130ZM136 14H137V13H136ZM161 14H163V13H161ZM176 14H178V13H176ZM179 14H181V12H180ZM179 14H178V15H179ZM183 14H184V13H183ZM183 14H181V16H182ZM186 14H187V12H186ZM188 14L190 15V13H188ZM188 14H187V18L190 17V16H192V15L188 16ZM207 14H208V13H207ZM221 14H223V13L221 12ZM239 14H238V16H239L238 18L244 16V15L240 16ZM249 14H248V15H249ZM56 15H57V14H56ZM84 15H85V14H84ZM116 15H117V14H116ZM119 15H121V14L119 13ZM125 15H126V14H125ZM128 15H129V14H128ZM156 15H157V14H156ZM164 15H165V14H164ZM164 15H163V16H164ZM178 15H177V16H178ZM217 15H218V14H217ZM226 15H227V14H226ZM231 15L234 16L235 14H231ZM246 15H247V14H246ZM246 15H245V17H246ZM248 15H247V17H249ZM79 16H80V15H79ZM86 16H88V15H86ZM132 16H133V15H132ZM141 16H142V13H141ZM158 16H159V13H158ZM163 16H160V17H163ZM170 16H171V15H170ZM170 16H169V17H170ZM177 16H176V17H177ZM181 16L179 15L178 19H179ZM198 16H199V15H198ZM220 16H221V15H220ZM224 16H225V15H224ZM224 16H223V17H224ZM259 16H260V15H259ZM263 16H264V14L262 15V17H263ZM35 17H36V19H35ZM57 17H58V16H56V18H57ZM59 17H60V16H59ZM76 17H77V16H76ZM81 17H82V16H81ZM160 17H159V18H160ZM165 17H168V15H167V16L165 15ZM165 17H164V18H165ZM176 17H173V19H174V18L176 19ZM225 17H227V20H228V17H229V16H225ZM230 17H231V16H230ZM230 17H229V18H230ZM251 17H253V16H251ZM50 18H51V17H50ZM73 18H74V17H73ZM73 18H72V19H73ZM122 18H123V17H122ZM159 18H157V19H159ZM182 18H183V16H182ZM182 18H181V19H182ZM184 18H185V17H184ZM200 18H201V16H200ZM232 18H234V17H232ZM263 18H264V17H263ZM58 19H59V18H58ZM132 19H133V18H132ZM168 19H169V18H168ZM168 19H167V20H168ZM188 19H189V18H188ZM196 19H197V18H196ZM224 19H226V18H224ZM224 19H223L222 21H227V20H224ZM235 19H237V18L235 17L234 20H235ZM241 19H243V18H241ZM245 19H246V18H245ZM245 19H244V21H245ZM250 19H251V18H249L248 21L254 22V20H256V19H254V18H253L254 20H252V19L250 20ZM258 19L261 20V18H258ZM85 20H86V19H85ZM170 20H171V18H170ZM246 20H247V19H246ZM262 20H263V19H262ZM50 21H51V20H50ZM79 21H80V20H79ZM164 21H165V20H164ZM179 21H180V20H179ZM183 21H186V20L183 19ZM190 21H191V20H190ZM218 21H219V20H218ZM235 21H236V20H235ZM237 21H239V20L237 19ZM65 22H66V21H65ZM81 22H82V21H80V23H81ZM101 22H102V21H101ZM165 22H166V21H165ZM171 22H173V21H171ZM176 22H177V21H176ZM201 22H202V21H201ZM211 22H212V21H211ZM239 22H240V21H239ZM246 22H247V21H245V22H243V23H246ZM257 22H258V21H257ZM260 22H261V21H260ZM77 23H78V22H77ZM80 23H79V25L81 26L82 24H80ZM83 23H84V22H83ZM85 23H87V22L85 21ZM85 23H84V24H85ZM167 23H168V21H167ZM178 23H179V22H178ZM180 23H181V21H180ZM182 23H183V22H182ZM182 23H181V24H182ZM186 23H187V22H186ZM209 23H210V22H209ZM221 23H222V22H221ZM227 23H229V21H228ZM227 23H226V24H227ZM231 23H235V22H230V24H231ZM236 23H237V22H236ZM243 23H241V24H242L243 26H245L246 24H243ZM262 23H263V21H262ZM72 24H73V23H72ZM89 24H90V23H89ZM127 24H128V23H127ZM170 24H171V23H170ZM189 24H190V23H189ZM200 24H201V23H200ZM202 24H203V22H202ZM223 24H224V23H223ZM230 24H229V25H230ZM251 24H252V23H251ZM68 25H69V24H68ZM70 25H71V23H70ZM121 25H122V24H121ZM172 25H173V24H172ZM183 25H184V24H183ZM205 25H206V24H205ZM219 25H220V24H219ZM253 25H254V24H253ZM262 25H263V24H262ZM71 26L74 27V25H71ZM94 26H95V25H94ZM170 26H171V25H170ZM179 26H180V25H179ZM208 26H209V25H208ZM231 26H233V25H231ZM238 26H239V25H238ZM247 26H248V25H247ZM254 26H255V25H254ZM110 27H112V26H110ZM115 27H117V26H115ZM161 27H162V26H161ZM161 27H160V28H161ZM203 27H205V26H203ZM206 27H207V26H206ZM209 27H210V26H209ZM212 27H213V25H212ZM212 27H211V28H212ZM217 27H218V26H217ZM222 27H223V28H224V27L227 28L226 25H225V26H222ZM222 27L220 28V30H223V31H221V32H223L221 35H223V34L225 35V32H224V31L227 32L228 29H227V30H224V29H222ZM239 27L242 28L241 25H240ZM251 27H252V26H251ZM257 27H262V26H257ZM46 28H47V27H46ZM79 28H80V27H79ZM82 28H83V27H82ZM88 28H89V27H88ZM113 28H114V27H113ZM166 28H167V27H166ZM179 28H180V27H179ZM194 28H195V27H194ZM226 28H225V29H226ZM228 28H231V27L228 26ZM236 28H237V27H236ZM241 28H240V29H241ZM262 28H263V27H262ZM162 29H163V28H162ZM183 29H184V28H183ZM187 29H188V27H187ZM203 29H204V28H203ZM208 29H209V28H208ZM208 29H207V30H208ZM212 29H214V28H212ZM233 29H234V31H235V25H234V28H233ZM238 29H239V28H238ZM242 29H243V28H242ZM73 30H74V29H73ZM76 30H77V28H76ZM78 30H79V29H78ZM114 30H115V29H114ZM195 30H197V28H196ZM243 30H244V29H243ZM246 30H247V29H246ZM246 30H245V32H246ZM190 31H191V30H190ZM197 31L200 32V29H198ZM201 31H203V30H201ZM208 31H209V30H208ZM212 31H213V30H212ZM216 31H217L218 34H219L218 29H217ZM216 31H213V32H212V35H208V36H210V37L212 36V37H214V38L216 37V39L218 40V38H217V37H218V36H217L218 34H216V33H217ZM231 31H232V29H231ZM231 31H229V34H230ZM239 31H240V30H239ZM241 31H242V30H241ZM247 31H248V30H247ZM170 32H171V31H170ZM174 32H175V31H174ZM205 32H206V31H204V33H205ZM214 32H215V33H214ZM237 32H238V31H237ZM242 32H243V31H242ZM242 32H241V33H242ZM261 32H262V31H261ZM74 33H75V32H74ZM77 33H78V32H77ZM95 33H96V32H95ZM171 33H172V32H171ZM180 33H181V31H180ZM209 33H210V32H209ZM53 34H54V33H53ZM155 34H156V33H155ZM162 34H163V33H162ZM200 34H203V33L201 32ZM207 34H208V32H207ZM214 34H216V36H213ZM229 34H228V35H229ZM233 34H234V33H233ZM243 34H244V36L246 35L245 33H243ZM251 34H253V32H252ZM257 34H258V33H257ZM260 34H261V33H260ZM61 35H62V34H61ZM228 35H227V36H228ZM235 35H237L236 38H238V35H239V34H235ZM112 36H113V34H112ZM219 36H220V35H219ZM241 36H243V35H241ZM257 36H258V35H257ZM54 37H55V36H54ZM56 37H57V36H56ZM56 37H55V39H56ZM66 37H67V36H66ZM66 37H65V38H66ZM93 37H94V36H93ZM98 37H100V36H98ZM109 37H111V36H109ZM196 37H197V36H196ZM222 37H223L224 40H225V37H224V36H222ZM222 37H221V38H222ZM231 37H232V35L230 36V39H231ZM233 37H234V36H233ZM248 37H249V35H248ZM258 37H259V36H258ZM260 37H261V36H260ZM35 38H37V37H35ZM35 38H34V39H35ZM39 38H40V37H39ZM46 38H47V37H46ZM95 38H96V37H95ZM103 38H104V37H102V39H103ZM105 38L107 39V37H105ZM111 38H112V37H111ZM172 38H173V37H172ZM185 38H186V37H185ZM205 38H206V37H205ZM208 38H209V37H208ZM208 38H206V39H208ZM261 38H263V37H261ZM261 38H258V39H261ZM16 39H17V38H16ZM18 39H20V37H18ZM42 39H45V38H42ZM47 39H48V38H47ZM61 39H62V38H61ZM129 39H130V38H129ZM154 39H155V38H154ZM170 39H171V36H170ZM170 39H169V40H170ZM197 39H198V38H197ZM209 39H210V38H209ZM228 39H229V38H228ZM228 39H226V40H228ZM230 39H229V40H230ZM234 39H235V38H234ZM238 39H241L240 35H239V38H238ZM238 39L234 40V41H235V42H234V46H235V43L237 42ZM244 39H245V37H244ZM253 39H254V38H253ZM258 39H256V40H258ZM12 40H13V39H12ZM12 40H11V41H12ZM25 40H26V39H25ZM53 40H54V39H53ZM99 40H100V39H99ZM107 40H108V39H107ZM114 40H115V39H114ZM175 40H176V39H175ZM175 40H174V41H175ZM183 40H184V39H183ZM183 40H181V41H182V44H183V43L185 42V40H187V39H185L184 41H183ZM210 40H211V39H210ZM214 40H215V39H214ZM214 40H213V41H214ZM222 40H223V39H222ZM232 40H233V38H232ZM11 41H10V42H11ZM41 41H42V40H41ZM60 41H62V40H60ZM103 41H104V39H103ZM118 41H119V40H118ZM125 41H126V40H125ZM172 41H173V40H172ZM258 41H259L258 43H260V40H258ZM6 42H7V43H6ZM46 42H47V41H46ZM113 42H114V41H113ZM120 42H121V41H120ZM122 42H123V41H122ZM159 42H160V41H159ZM163 42H164V40H163ZM167 42H168V41H167ZM167 42H165V43H167ZM170 42H171V41H170ZM186 42H190V41H186ZM215 42H217V41H215ZM218 42H219V41H218ZM221 42H223V41H220V43H221ZM228 42L231 43V40L228 41ZM232 42H233V41H232ZM238 42H240V41L238 40ZM249 42H251V41H249ZM253 42H256V41L253 40ZM253 42H251V43L253 44ZM263 42H264V40L261 41V43H263ZM3 43H6L5 46H4V48H2V46L4 45ZM13 43H14V41H13ZM34 43H36V42H34ZM38 43H39V42H38ZM59 43H60V42H59ZM106 43H109V42H106ZM160 43L162 44V42H160ZM223 43H224V42H223ZM225 43H226V41H225ZM225 43H224V45H226ZM44 44H45V43H44ZM48 44L50 45V44H52V43L48 42ZM111 44H116V41H115V43H112V42H111ZM157 44H158V43H157ZM157 44H156V45H157ZM171 44H172L173 47L175 46V45H173L174 43L171 42ZM189 44H191V43H188V46H189ZM192 44L194 45L193 42H192ZM200 44H201V43H200ZM218 44H219V43H218ZM221 44H222V43H221ZM221 44H220V45H221ZM232 44H233V43H232ZM249 44H250V43H249ZM31 45H32V43H31ZM39 45H40V44H39ZM39 45H38V46H39ZM59 45H60V44H59ZM61 45H63V44H61ZM61 45L59 46V47H60V51H58V52H60V53H61V50H62L61 48H63V47H61ZM83 45H84V44H83ZM83 45H82V46H83ZM142 45H143V44H142ZM179 45H180V44H179ZM179 45H177V46H179ZM193 45H191V46H193ZM216 45H217V43H216ZM220 45H219V46H220ZM237 45H240V44L237 43L236 46H237ZM245 45L247 46V44H244V45H243V46H244V48H243L244 50H245V48H246ZM253 45H256V44L254 43ZM262 45H264V44H262ZM10 46H11V45H10ZM26 46H27V45H26ZM46 46H47V44H46ZM153 46H154V45H153ZM163 46H166V45H164V43H163ZM168 46H169V45H167V47H168ZM170 46H171V45H170ZM186 46H187V45H186ZM194 46H195V45H194ZM199 46H200V45H199ZM227 46H228V45H227ZM227 46H226V47H227ZM232 46H233V45H232ZM234 46H233L232 48L235 49ZM240 46L242 47V44H241ZM240 46H237V47H236V48H237V52H238V47H240ZM248 46H249V45H248ZM251 46H252V45H251ZM257 46H258V45H257ZM257 46H256V47H257ZM259 46L261 47V45H259ZM17 47H18V46H17ZM51 47H52V46H51ZM96 47H97V46H96ZM109 47H110V46H109ZM112 47H113V46H112ZM131 47H132V45H131ZM135 47H136V46H135ZM141 47H142V46H141ZM147 47H148V44H147ZM155 47H158V46H155ZM160 47H162V46H160ZM179 47L181 48V46H179ZM183 47L186 48V47H185V44H183L182 48H183ZM241 47H240V48H241ZM260 47L257 48V49H258V52H257V49L254 48V46H252V48H254V49L256 50L257 53H259V49H263V50H260V52H261V54H262V53H264V48H263V47L260 48ZM37 48H38V47H37ZM43 48L45 49V47H43ZM104 48H105V47H104ZM106 48H107V47H106ZM110 48H111V47H110ZM139 48H140V47H139ZM143 48H144V47H143ZM151 48H152V47H151ZM229 48H231V47L229 46ZM247 48H248V47H247ZM249 48H250V47H249ZM252 48H251V49H252ZM47 49H48V47H47ZM64 49L67 50L66 48H63V50H64ZM111 49H112V48H111ZM133 49H134V48H133ZM157 49H158V48H157ZM167 49H168V48H167ZM175 49H177V48H175ZM197 49H198V48H197ZM197 49H196V50H197ZM214 49H215V48H214ZM234 49H233V50H234ZM243 49H242V51L240 50V53H243ZM51 50H52V49H51ZM63 50H62V51H63ZM104 50H105V49H104ZM107 50H108V49H107ZM112 50H113V49H112ZM131 50H132V49H131ZM143 50H144V49H143ZM158 50H159V49H158ZM158 50H157V51H158ZM170 50H171V49H170ZM182 50H183V49H182ZM200 50H201V49H200ZM246 50H247V49H246ZM248 50H249V49H248ZM255 50L252 49V51H254V52H255ZM37 51H38V50H37ZM41 51H44V50H41ZM46 51H47V50H46ZM46 51H45V54L48 53V55H49V57H50V55H51L50 53H52V52L49 53L48 51H47V52H46ZM114 51H115V50H114ZM128 51L130 52V50H128ZM133 51H134V50H133ZM145 51H146V49H145ZM157 51L151 53V52H149V50H148V52L151 53V54H153V53L155 54V53H157ZM178 51H179V54H178V55L175 54V53H173V55H174V56L177 55V56L180 57V56H181L180 54H181L182 51H181V49H180V50H177L176 53H177ZM217 51H218V50H217ZM249 51H250V50H249ZM129 52H128V53H129ZM141 52H142V51H141ZM148 52H145V53L143 52V53H144V58L141 57V55H143V54L139 55L140 58L145 59V58L147 57L145 54H147ZM184 52H185V51H184ZM186 52H187V51H186ZM186 52H185V53H186ZM200 52H201V51H200ZM202 52H203V51H202ZM204 52H205V51H204ZM235 52H236V51H235ZM237 52H236V54H237ZM244 52L246 53L247 51H244ZM254 52H253V53H254ZM41 53H42V52H41ZM118 53H119V52H118ZM121 53H122V52H121ZM130 53H131V52H130ZM130 53H129V54H130ZM133 53H134V52H133ZM149 53H148V54H149ZM161 53H162V51H161ZM163 53H164V52H163ZM163 53H162V54H163ZM185 53L183 54V52H182V54H183V55L181 56L182 58L185 56ZM187 53H189V52H187ZM212 53H213V52H212ZM249 53H250V52H248V54H249ZM253 53H250V56H249V55H248V56L251 57V54L254 56ZM9 54H10V53H9ZM33 54H34V53H33ZM45 54H44V52H43V53L41 54V56H42V55H45ZM54 54H55V53H54ZM61 54H63V53H61ZM65 54H68V51H67V53H65ZM65 54H63V55H65ZM129 54H125V55H129ZM131 54H132V53H131ZM151 54H150V55H151ZM157 54H159V52H158ZM162 54H160V55L162 56ZM165 54H166V53H165ZM171 54H172V53H171ZM205 54L208 55V56L205 55L206 58L210 56V54H209V53L207 54V52H206ZM231 54H232V53H231ZM238 54H239V53H238ZM243 54H244V53H243ZM243 54H242V56H244ZM246 54H247V53H246ZM4 55H5V54H4ZM34 55H35V54H34ZM48 55H46V56L48 57ZM55 55H57V54H55ZM123 55H124V54H123ZM150 55H148V56H149L148 58L152 57V56H150ZM186 55H189V54H186ZM203 55H204V54H203ZM211 55H212V54H211ZM239 55H241V54H239ZM239 55L236 56V55H234V53H233V56L238 57ZM263 55H264V54H263ZM263 55H261V57H262ZM1 56H2V55H1ZM30 56H31V55H30ZM35 56H36V55H35ZM46 56H45V57H46ZM52 56H53V55H52ZM52 56H51V58H52ZM57 56H58V55H57ZM57 56H56L55 59H58ZM66 56H68V55H66ZM70 56H71V55H70ZM108 56H109V55H108ZM111 56H112V55H111ZM119 56H120V55H119ZM132 56H133V55H132ZM153 56H154V55H153ZM171 56H172V55H171ZM174 56H173L172 58H173V60L175 61V60H176V57H175V59H174ZM215 56H216V55H215ZM242 56H241V57H242ZM246 56H247V55H246ZM246 56H245V57H246ZM255 56H256V55H255ZM255 56L253 57V59H257V58H255ZM258 56H259V54H258ZM15 57H16V55H15ZM45 57H44V58H45ZM54 57H55V56H53V58H54ZM61 57H62V56H61ZM63 57H64V56H63ZM71 57H72V56H71ZM112 57H113V56H112ZM112 57H110V58H112ZM114 57H117V56L114 55ZM114 57H113V58H114ZM155 57H157V56L155 55ZM165 57H168V56L166 55ZM179 57L177 58V60L180 59ZM205 57L203 56V58H205ZM256 57H257V56H256ZM11 58H12V57H11ZM22 58H23V57H22ZM44 58H43V56H42V59H44ZM51 58H50V63H52V65H55L56 62L53 64V62H51ZM72 58H74V57H72ZM76 58H78V56H77ZM76 58H74V59H76ZM102 58H103V57H102ZM113 58H112V60H113ZM121 58H122V56H121ZM124 58H126V57H124ZM148 58H147V59H148ZM158 58H160V56H158ZM170 58H171V57L169 56L168 59L170 60V62L173 61V60L170 59ZM223 58H224V57H223ZM231 58H232V57H231ZM259 58H260V56H259ZM26 59H27V58H26ZM39 59H40V58H39ZM46 59H47V58H46ZM55 59H54V60H55ZM62 59H66V57H65V58H62ZM117 59H118V61H119V57H118V58H115V60H117ZM135 59H137V58H135ZM135 59H134V60H135ZM152 59H154V57H153ZM155 59H156V58H155ZM184 59H187V58H184ZM209 59H211V56H210ZM250 59H252V57H251ZM261 59H262V58H261ZM261 59H259V60H261ZM20 60H21V59H20ZM23 60H24L25 63H26V60H25V59H23ZM23 60H21V61H23ZM27 60H28V59H27ZM54 60H53V61H54ZM60 60H61V59H60ZM60 60H58V61L56 60V61H57V62H60ZM66 60H67V59H66ZM109 60H110V59H109ZM115 60H114V61H115ZM137 60L139 61V58H138ZM148 60H149V59H148ZM150 60H151V59H150ZM150 60L148 61L149 63H150ZM157 60H159V59H156V60H155V61H156L155 65H157V64L159 63V61L162 62V60H163V65H164V62H165V60L167 61V58L164 60V59L161 57V59L158 61V63H157ZM169 60H168V61H169ZM187 60H188V59H187ZM213 60H214V56H213ZM226 60H227V59H226ZM228 60H229V61H232V59H228ZM247 60H249V59H247ZM257 60H258V59H257ZM31 61H32V58H31ZM34 61H35V60L32 61V64H35V63L37 62V61H35V62H34ZM38 61H39V60H38ZM75 61H76V60H75ZM114 61H113V62H114ZM120 61L122 62V59H121ZM120 61H119V62H120ZM152 61H154V60H151V63H150L149 65H151V64L153 63ZM168 61H167L166 63H169ZM181 61H182V60H181ZM184 61H185V60H184ZM184 61H183V63L180 62V64H182V65L185 64L186 62L184 63ZM188 61H189V60H188ZM236 61H238V60H236ZM18 62H19V61H18ZM18 62H17V63H18ZM41 62H42V61H41ZM46 62H47V61H46ZM119 62H116V63H119ZM141 62H142V61H141ZM144 62L147 63V60H146V61L144 60ZM177 62H178L177 65H179V60H178ZM244 62H245V61H244ZM248 62H249V61H248ZM253 62H254V60H253ZM255 62H256V61H255ZM255 62H254V63H255ZM14 63H15V61H14ZM27 63H29V60H28ZM30 63H31V62H30ZM37 63H38V62H37ZM37 63H36V65H37ZM42 63L44 64L45 61L42 62ZM83 63H84V62H83ZM110 63H111V62H110ZM114 63H115V62H114ZM127 63H128V62H127ZM132 63H134V62H132ZM135 63H136V62H135ZM171 63H172V62H171ZM187 63H188V62H187ZM238 63H239V62H238ZM251 63H252V62H251ZM18 64H20V63H18ZM32 64H31V65H32ZM38 64H41V63L39 62ZM47 64L49 65L48 62H47ZM108 64H109V62H108ZM111 64H112V63H111ZM137 64H142V63H137ZM144 64H145V63H143L142 65H144ZM159 64L162 65V63H159ZM246 64H247V63H246ZM22 65H23V62H22ZM25 65H26V64H25ZM31 65H28V64H27L26 66H27V67H30ZM45 65H46V64H45ZM50 65H51V64H50ZM50 65H49V66H50ZM76 65H77V64H76ZM113 65H118V64H113ZM120 65H122V64L120 63ZM120 65H119V67H120ZM124 65H125V64H124ZM142 65H141V68H142ZM147 65H148V63H147ZM149 65H148V67H149ZM161 65H160V67H162V68H160L159 65H157V68L159 67L160 70L163 71L162 69H164L163 67H165L166 65H164V66H163V65L161 66ZM172 65H174V64L172 63ZM248 65H249V64H248ZM49 66H48V67H49ZM74 66H75V65H74ZM108 66H109V65H108ZM110 66H111V65H110ZM139 66H140V65H139ZM153 66H154V64H153ZM179 66H180V65H179ZM185 66H186V64H185ZM185 66L183 65V68H184ZM244 66H246V65H244ZM244 66H243L242 68H246V67H248V66H246V67H244ZM20 67H21V66H20ZM34 67H35V66H34ZM44 67H45V66H43V68H44ZM46 67H47V66H46ZM46 67L44 68V70H45V69L47 70ZM71 67H72V66H71ZM71 67H70V68H71ZM75 67H76V66H75ZM112 67H113V66H112ZM117 67H118V66H117ZM117 67L115 66L116 69H117ZM148 67L146 66L145 68H148ZM154 67H156V66H154ZM170 67H172V66H170ZM173 67H174V69H175L176 66H173ZM21 68H23V67H21ZM24 68H26V67H24ZM24 68H23V69H24ZM38 68H40V67H38ZM43 68H42V69H43ZM70 68H69V69H70ZM78 68H79V67H78ZM124 68H125V67H124ZM124 68H123V69H124ZM145 68H144V69H145ZM150 68H151V70H152V67H150ZM150 68H149V69H150ZM183 68H182V69H183ZM186 68H187V67H186ZM30 69H31V68H30ZM40 69H41V68H40ZM50 69H51V68H50ZM72 69H74V68H72ZM72 69H70V70H72ZM121 69H122V66H121V68H119V70H121ZM123 69H122V71L125 72V73H126V71H128V69H127L126 71H124ZM144 69H142V72H143ZM155 69H156V68H155ZM165 69L167 70L166 67H165ZM170 69H172V68H170ZM178 69H179V67H178ZM180 69H181V68H180ZM182 69H181V70H182ZM208 69L211 70V68H209V67H208ZM212 69H213V71H214V68H212ZM247 69H248V68H247ZM250 69H252V68L250 67ZM24 70H25V69H24ZM24 70H23V71H24ZM32 70H33V69H32ZM38 70H39V69H38ZM70 70H69V71H70ZM78 70H79V69H78ZM108 70H110V68H108ZM108 70H106V71L108 72ZM146 70H148V69H145V71H146ZM157 70H158V69H157ZM168 70H169V65H168ZM181 70H180V71H181ZM184 70H185V69H184ZM184 70H183V71H184ZM187 70H188V68H187ZM216 70H217V69H216ZM216 70H215V71H216ZM239 70H240V69H239ZM239 70H238V71H239ZM242 70H243V69H242ZM252 70H253V71H252ZM252 70H250V71H251L252 73H254V72H255L254 68H253ZM39 71H40V70H39ZM39 71H37V72H39ZM47 71H48V70H47ZM72 71L74 72V70H72ZM81 71H82V69H81ZM106 71H104V72H106ZM114 71H115V69H114ZM116 71H117V70H116ZM145 71H144V72H145ZM148 71H149V70H148ZM148 71H146V73H148ZM161 71H160V72H161ZM164 71H165V70H164ZM173 71H175V70H173ZM177 71H178V70H177ZM183 71H181V72H183ZM185 71H186V70H185ZM205 71L208 72L209 70H205ZM236 71H237V70H236ZM240 71H241V70H240ZM244 71H245V69H244ZM250 71H249V72H250ZM73 72H72V73H73ZM77 72H78V71H77ZM82 72H83V71H82ZM82 72H81V74H83ZM85 72H86V71H85ZM102 72H103V71H102ZM132 72H133V71H132ZM149 72H150V71H149ZM153 72H155V75H156V73H158V72L154 71V69H153ZM153 72H151L152 75H153ZM175 72H176V71H175ZM178 72H179V71H178ZM210 72H211V71H210ZM217 72H218V71H217ZM247 72H248V70H247ZM247 72H242V73H247ZM41 73H42V72H41ZM69 73L71 74V72H69ZM120 73H122V72H120ZM127 73H128V72H127ZM194 73H195V72H194ZM203 73H204V72H203ZM203 73H201V75H200V73H199V76L201 77V76L205 75V74H203ZM205 73H206V72H205ZM208 73H209V72H208ZM208 73H206V74L208 75ZM211 73H212V72H211ZM219 73H220V72H219ZM240 73H241V72H240ZM12 74H13V73H12ZM75 74H76V73H75ZM75 74H74V75H75ZM78 74H79V73H78ZM84 74H85V73H84ZM101 74H104V73H100L99 75L101 76ZM136 74H137V73H135V75H136ZM143 74H144V73H143ZM148 74H149V73H148ZM148 74H146V77L148 76ZM166 74H167V73H166ZM172 74H173V72H172ZM172 74H171V76H172ZM174 74H175V73H174ZM196 74H197L196 77H198V73H195V75H196ZM202 74H203V75H202ZM212 74H213V73H212ZM212 74H211V75H212ZM228 74H229V73H228ZM89 75H90V74H89ZM108 75H109V74H108ZM123 75H124V74H123ZM125 75H126V74H125ZM127 75H128V74H127ZM129 75H130V71H129ZM132 75L134 76V74H131V76H132ZM149 75H150V74H149ZM152 75H151V76H152ZM191 75H193V74H191ZM11 76H12V75H11ZM103 76H104V75H103ZM103 76H102V77H103ZM133 76H132V77H133ZM138 76H140V75L138 74ZM158 76H159V75H158ZM158 76H156V77L153 76L155 79H153V77H151L152 80H150L151 78H149L150 81L147 80V78H145V79H146V80L149 82V84H150L151 81H153V80H158V79H156V78H158ZM167 76H168V75H167ZM171 76H169V77L171 78ZM205 76H206V75H205ZM205 76H203V77H205ZM213 76H214V75H213ZM215 76H216V74H215ZM219 76H220V75H219ZM17 77H18V76H17ZM22 77H23V76H22ZM63 77H65V75H64ZM89 77H90V76H89ZM89 77H88V78H89ZM109 77H110V76H109ZM140 77L143 78L142 75H141ZM160 77H161V76H160ZM160 77H159V78H160ZM162 77L167 78L166 75L163 76V74H162ZM162 77H161V79H162ZM172 77H173V76H172ZM175 77H176V76H175ZM175 77H173V78H175ZM177 77H178V76H177ZM193 77H194V76H193ZM203 77H201V78H203ZM207 77H209V76H207ZM207 77H206V78H207ZM217 77H218V75H217ZM217 77H216V79L220 78L221 76L218 77V78H217ZM223 77H224V76H223ZM59 78H62V77L60 76V77H58V79H59ZM88 78H86V79L88 80ZM111 78H112V77H111ZM118 78H120V77H118ZM118 78H115V80H119V81H120V80L122 79V78H120V79H118ZM125 78H127V76L124 77V79H125ZM129 78H130V77L128 76V79H129ZM135 78H136V76H135ZM135 78H134V79H135ZM141 78H140V80H141ZM170 78H168L169 81H167L168 79H166L165 81L162 79L163 81H161L160 83L164 82V84H165V83H169V84H165V85H170V84H171V82H170V81H171ZM188 78L190 79V77H188ZM209 78H210V79H213L211 76H210ZM209 78H207V79L209 80ZM214 78H215V77H214ZM221 78H222V77H221ZM64 79H65V80H68V79H66V78H64ZM101 79H102V78H101ZM104 79H105V78H104ZM124 79H123V80H124ZM128 79H127V80H124V81H128ZM161 79H160V80H161ZM203 79H205V78H203ZM216 79H215V80H216ZM13 80H14V79H13ZM16 80H17V79H16ZM59 80H60V79H59ZM59 80H58V81H59ZM89 80H91V77H90ZM89 80H88V81H89ZM97 80H98V79H97ZM107 80H108V82H109V80H110V83H108L109 85H111V83L113 84V82H112L113 79L111 80V79L107 78ZM115 80H113V81H115ZM123 80H122V81H123ZM131 80H132V79H131ZM135 80H136V79H135ZM172 80H174V79H172ZM200 80H202V79H200ZM220 80H221V79H219L218 81H220ZM226 80H227V78H226ZM8 81H9V80H8ZM63 81H64V80H63ZM63 81H61V82H63ZM68 81H69V80H68ZM88 81L86 82V83H88V84H90V83L93 82V81H92V82L89 83ZM95 81H96V80H95ZM104 81H105V80H104ZM122 81H121V82H122ZM129 81H130V79H129ZM137 81H138V78H137V80H136V83H137ZM143 81H145V80H143ZM143 81H142V82H143ZM166 81H167V82H166ZM174 81H175V80H174ZM178 81H179V80H178ZM178 81H175L174 86L177 85L176 83H177ZM212 81H213V80H212ZM218 81H217V82H218ZM0 82H1V81H0ZM61 82H55V84H56V83H61ZM65 82H66V81H64L63 83H64V84H67V83H68V82H67V83H65ZM70 82H71V81H70ZM70 82H69V83H70ZM97 82H98V83H99V82H100V83H101V82L104 83L103 81H100V79H99V81H96V83H97ZM105 82H106V81H105ZM115 82H116V81H115ZM145 82H146V81H145ZM148 82H146V85H148V84H147ZM157 82H158V81H157ZM172 82H173V81H172ZM183 82H184V81H183ZM183 82L181 81V84H182ZM188 82H189V81H188ZM188 82H187V85L189 84ZM191 82H192V81H191ZM8 83H9V82H8ZM8 83H6V84H8ZM32 83H33V82H32ZM116 83H118V82H116ZM129 83H130V82H129ZM129 83H128V84H129ZM132 83H134L133 80H132ZM139 83H141V82H139ZM173 83H174V82H173ZM173 83H172V84H173ZM209 83H210V82H209ZM214 83H215V82H214ZM1 84H3V83H0V85H1ZM27 84H28V83H27ZM30 84H31V83H30ZM36 84H37V83H36ZM36 84H35V85H36ZM61 84H62V83H61ZM92 84H93V83H92ZM108 84L106 85V86H107V89H108V87H109ZM114 84H115V83H114ZM114 84H113V90H115V91H116V90L119 91V90H122V89L126 88V87H124V88H123V87H122V88L120 87L121 89L118 90L119 87H116V84H115V89H114ZM123 84H124V82H123ZM123 84H122V85H123ZM125 84H126V83H125ZM125 84H124V86H125ZM141 84H142V83H141ZM143 84H144V83H143ZM152 84H153V82H151L150 85H152ZM157 84H159V82H158ZM172 84H171V85H172ZM179 84H180V82H179ZM184 84H185V85H184ZM25 85H26V84H24V86H25ZM32 85H34V84H32ZM38 85H39V84H38ZM40 85L42 86V84H40ZM86 85H87V84H86ZM104 85H105V83H104ZM104 85H103V86H104ZM117 85H118V84H117ZM129 85H130V84H129ZM133 85H134V86H133ZM133 85H131V86L135 87L136 84H133ZM165 85H162V87L165 86ZM171 85H170V86H171ZM182 85L186 86V81H185ZM199 85H200V84H199ZM199 85H198V86H199ZM7 86H8V85H7ZM7 86H6V87H7ZM11 86H13V85H11ZM20 86H23V85H21V83H20ZM44 86H46V85H44ZM48 86H49V85H48ZM53 86H54V85H53ZM53 86H52V84H51V86H49V87L54 88L55 86H54V87H53ZM64 86H65V85H64ZM75 86H76V85H75ZM77 86H78V85H77ZM87 86H89V85H87ZM87 86H86V87H87ZM90 86L93 87L94 85H91V84H90ZM90 86H89V87H90ZM99 86L101 87V84H100ZM106 86H105L104 88H106ZM118 86H119V85H118ZM120 86H121V85H120ZM131 86H130V87H131ZM138 86H140V87L142 88V85H138ZM148 86H149V85H148ZM184 86H183V87H184ZM242 86H243V85H242ZM0 87L3 88V85H1ZM6 87H5V88H6ZM15 87L17 88V86H15ZM15 87H14V88H15ZM18 87H19V86H18ZM37 87H38V86H37ZM37 87H36V89H34V90H37ZM39 87H40V86H39ZM42 87H43V86H42ZM46 87H47V86H46ZM57 87H59V86L57 85ZM60 87H62V86H60ZM60 87H59V88H60ZM78 87H79V86H78ZM82 87L84 88V86H82ZM82 87H81V88H82ZM100 87H99V88H100ZM111 87H112V85L110 86V88H111ZM146 87H147V86H146ZM153 87H155L154 84H153ZM158 87H159V86H156V88L158 89V92H159V90L162 89V88H161V87L158 88ZM166 87L170 89L169 86H166ZM172 87H173V86H172ZM176 87H177V86H176ZM176 87L173 88V89L171 88L170 90L174 91V89H176ZM189 87H190V85L188 86L187 89H189ZM194 87H195V86H194ZM196 87H197V86H196ZM243 87H244V86H243ZM9 88H11V87H9ZM12 88H13V87H12ZM16 88H15V89H16ZM21 88H22V87H21ZM21 88L19 87L20 90H21ZM28 88H29V85L25 87L26 91H27ZM30 88H31V85H30ZM33 88H34V86H33L30 90H32ZM71 88H72V87H71ZM90 88H91V87H90ZM90 88H89V91H90ZM96 88H98V87H96ZM102 88H103V87H102ZM102 88H101V89H102ZM116 88H117V89H116ZM128 88H129V86H128ZM141 88H140V90H141ZM149 88H150V86H149ZM149 88H148V89H149ZM167 88H166V89H167ZM177 88H178V87H177ZM190 88H191V87H190ZM43 89H46V88L44 87ZM54 89H55V90H54ZM54 89H53V90H54L53 93L55 94V91L57 92V98H56L57 100H58V97L61 98V96H62V97L64 96V95L62 94L63 92L66 93V91H63L62 93H59V94H58L57 89H56V88H54ZM68 89H70V87H69ZM129 89H130V88H129ZM131 89L133 90V89H135V88H132V87H131ZM143 89H144V88H143ZM151 89H153V88H151ZM151 89H150V91H151ZM157 89H156V90H157ZM166 89L163 87V90L167 91L168 89H167V90H166ZM178 89H179V88H178ZM180 89H181V85H180ZM180 89H179V90H180ZM182 89H183V88H182ZM187 89H186V90H187ZM8 90H9V89H8ZM16 90H17V89H16ZM16 90H15V91H16ZM23 90H24V89H23ZM30 90H29V91H30ZM40 90H42V89H40ZM50 90H51V88H50ZM50 90H49V92H50ZM65 90H66V89H65ZM71 90H72V89H71ZM75 90H76V89H75ZM87 90H88V89H87ZM93 90H94V89H93ZM102 90H104V89H102ZM105 90H106V89H105ZM105 90H104V93H105ZM109 90H110V89H109ZM126 90H127V89H126ZM135 90H136V89H135ZM153 90H155V88H154ZM153 90L151 91V93L153 92ZM163 90H162V91H163ZM170 90H168V91H170ZM179 90H175V91L177 92V91H179ZM183 90H185V87H184ZM183 90H181V91H183ZM186 90H185V91H186ZM47 91H48V90H47ZM61 91H62V88L60 89V92H61ZM78 91H80V90H78ZM98 91H99V89H98ZM106 91H107V90H106ZM122 91H123V92H122V94H123L125 90H122ZM129 91H131V90H129ZM142 91H143V90H141V92H142ZM160 91H161V90H160ZM162 91H161V92H162ZM181 91H179V92H181ZM185 91H184V92H185ZM258 91H259V90H258ZM2 92H3V91H2ZM6 92H7V91H5V93H6ZM37 92H39V93H38L39 95H40L41 92H43V94H44V90L40 92L39 89H38ZM37 92H36V93H37ZM51 92H52V91H51ZM51 92H50V93H51ZM70 92L73 93L74 91H70ZM70 92H69V93H70ZM80 92H82V91H80ZM80 92H78V94H77V91H76V94H77V95L74 94V95H75V98H77L76 96H78V95L80 94ZM84 92H85V91H84ZM84 92H82V93L85 94ZM125 92H126V91H125ZM139 92H140V91H139ZM145 92H146V89H145ZM148 92H149V91H148ZM148 92L145 93L146 95H145V94H142V95H141V94L139 93V95H141V96H139V99H140L143 95H145V96L147 97ZM154 92L156 93V91H154ZM154 92H153V94H152V95H154L153 97H155ZM163 92H164V91H163ZM163 92H162V93H163ZM170 92H171V91H170ZM176 92H174V94H175ZM179 92H177V95L182 94V92H181V93H179ZM32 93H33V92H32ZM53 93H52L51 95H53ZM72 93H71L70 95H73ZM89 93H93V92H89ZM94 93H95V92H94ZM94 93H93V94H94ZM97 93H98V94H94V97H93L91 94H89V95L85 96V98H83V100L85 101V99H87L88 96H92L93 99H95V96L98 97L97 95H99V93H101V92H97ZM102 93H103V92H102ZM116 93H117V92H116ZM119 93H120V92H119ZM135 93L138 95V91L135 92ZM142 93H144V92H142ZM151 93H150V94H151ZM162 93L159 92V96H160V94H162ZM178 93H179V94H178ZM185 93H186V92H185ZM0 94H1V93H0ZM9 94H10V93H9ZM24 94H25V93H24ZM29 94H30V93H29ZM29 94H28V95H29ZM43 94L41 93L40 96H42ZM60 94H62V95H60ZM66 94H67V93H66ZM83 94H82V95H83ZM86 94H87V91H86ZM126 94H127V93H126ZM126 94L124 95V98H125ZM128 94H131V93H128ZM18 95H19V94H18ZM20 95H21V94H20ZM58 95H60V96H58ZM101 95H102V94H101ZM131 95H132V94H131ZM157 95H158V93L156 94V98H158ZM183 95H184V94H183ZM248 95H250V94H248ZM1 96H3V95H0V100H1ZM31 96H33V95H31ZM53 96L55 97L56 95H53ZM65 96H66V95H65ZM65 96H64V97H65ZM80 96H81V95H80ZM120 96H121V95H120ZM129 96H130V95H129ZM129 96H128V97H129ZM132 96H135V95L133 94ZM148 96H149V95H148ZM251 96H252V95H251ZM7 97H8V96H7ZM11 97H13V96H11ZM29 97H30V95H29ZM46 97H47V96H45L44 98H46ZM68 97H70V96H68ZM68 97H65V98H68ZM71 97H72V96H71ZM71 97H70V98H71ZM78 97H79V96H78ZM114 97H115V96H114ZM117 97H118L119 99H120V98H123V96H122V97H119L118 94H117ZM150 97H151V95H150ZM182 97H183V96H182ZM193 97H194V96H193ZM241 97H242V96H241ZM248 97H249V96H248ZM5 98H6V96H5ZM37 98H38V97H37ZM65 98H64V99H65ZM70 98H69V99H70ZM72 98H74V96H73ZM81 98H82V97H81ZM102 98H103V97H102ZM104 98H107V97H104ZM115 98H116V97H115ZM126 98H127V97H126ZM135 98H136V97H135ZM143 98H145V97H143ZM143 98H142V99H143ZM9 99H11V98H9ZM89 99H90V97H89ZM108 99H109V98H107V100H108ZM127 99H128V98H127ZM137 99H138V96H137ZM194 99H196V98H194ZM246 99H248V98H246ZM254 99H255V98H254ZM3 100H4V99H3ZM3 100H2V101H3ZM25 100H26V99H25ZM33 100H34V99H33ZM43 100H44V99H43ZM43 100H42V101H43ZM62 100H63V98H62ZM65 100L67 101V99H65ZM65 100H64V101H65ZM75 100H76V99H75ZM91 100H92V98H91ZM91 100H88V102H89V101L91 102ZM112 100H115V99L113 98ZM117 100H118V99L116 98V101H117ZM125 100H126V99H125ZM125 100L123 99V100H121V101L123 102V101H125ZM128 100L130 101V99H128ZM128 100H126V102H129ZM235 100H236V99H235ZM239 100H240V102H241V99H240V98H239ZM54 101H55V98H54ZM64 101H63V102L60 101L61 104H63ZM73 101H74V100H73ZM73 101H72V103H73ZM77 101H78V100H77ZM98 101H99V100H98ZM110 101H111V100H110ZM138 101H140V100H138ZM244 101H245V100H244ZM244 101H243V102H244ZM247 101H248L247 103L251 102V100H250V101L247 100ZM33 102H34V101H33ZM56 102H57V101H56ZM68 102H69V101H68ZM82 102H83V101H82ZM82 102H81V103H80V102H77V103L70 104V105L65 104V105H68V106H65L67 109H69V111H67V112H68V113H69V112H70V113L73 112L72 114L75 113V115H76L77 113H81V114H79V115L81 116V115H82V112H81V111H82V104H83ZM104 102H105V100L102 101V103H100V104L102 105ZM112 102H114V101H112ZM119 102H120V100H119ZM126 102H125V103H126ZM240 102H239V103H240ZM254 102L256 103V101H254ZM19 103H20V102H19ZM48 103H49V102H48ZM57 103H59V102H57ZM98 103H99V102H98ZM105 103H106V105H108V101L105 102ZM105 103H104V105H105ZM109 103H110V102H109ZM117 103H118V102L113 103V105H114V104H117ZM175 103H176V102H175ZM181 103H182V102H181ZM181 103H180V102H179V103L177 102V105H178V104L182 105L183 103H182V104H181ZM237 103H238V102H237ZM247 103H246V104H247ZM15 104H16V103H15ZM28 104H29V103H28ZM30 104H31V103H30ZM88 104H90V103H88ZM118 104H119V103H118ZM118 104H117V106H118ZM120 104H121V103H120ZM123 104H124V103H123ZM241 104H242V102H241ZM17 105H20V104H17ZM17 105H16V106H17ZM33 105H34V104H33ZM57 105H58V104H57ZM104 105H103V106H104ZM106 105H105V106H106ZM113 105H112V106H113ZM171 105H173V104H171ZM177 105H176V106H177ZM248 105H249V104H248ZM251 105H252V103H251ZM251 105H249V106L251 107ZM253 105H254V104H253ZM14 106H15V105H14ZM34 106H35V105H34ZM108 106H110V104H109ZM108 106H106V108H109ZM117 106H115V107H117ZM182 106H184V104H183ZM244 106H246V105H244ZM8 107H9V106H8ZM17 107H18V106H17ZM17 107H16V108H17ZM30 107H31V105H30ZM42 107H43V106H42ZM48 107H50V106H48ZM87 107L91 108L89 105H87ZM174 107H175V104H174L173 108H174ZM0 108H1V107H0ZM79 108H81V110H80ZM110 108H111V107H110ZM2 109H3V108H1V110H0V124L2 123L1 121L4 119V116H5V115L7 114V112L9 111V108H5V110H4V109L2 110ZM10 109H12V107H11ZM32 109H33V108H32ZM61 109H62V108H61ZM67 109H65V110H67ZM76 109H77V110H76ZM78 109H79V110H78ZM83 109H84V108H83ZM91 109H92V108H91ZM111 109H113V107H112ZM176 109H177V108H176ZM12 110H13V109H12ZM84 110L86 111V113H87V112H88V113L91 112V110H87V109H84ZM92 110H94V108H93ZM173 110H175V109H173ZM177 110H178V109H177ZM171 111H172V108H171ZM9 112H10V111H9ZM9 112H8V113H9ZM64 112H65V111H64ZM159 112H160V111H159ZM159 112H158V113H159ZM15 113H16V112H15ZM47 113H48V112H47ZM68 113H67V114H68ZM97 113H98V112H97ZM99 113H101V112H99ZM108 113H109V112H108ZM170 113H171V112H170ZM179 113H180V112H179ZM58 114H59V113H58ZM109 114H110V113H109ZM109 114H108V115H109ZM117 114H118V113H117ZM142 114H143V113H142ZM142 114H141V115H142ZM151 114H152V113H151ZM162 114H163V113H162ZM10 115H11V114H10ZM12 115H13V114H12ZM70 115H71V114H70ZM84 115H86V114H84ZM173 115H174V114H173ZM180 115H181V114H180ZM6 116H8V115H6ZM111 116H112V115H111ZM116 116H117V115H116ZM155 116H159V115H155ZM168 116H170V114H169ZM178 116H179V114H178ZM183 116H184V115H183ZM183 116L181 115V117H183ZM185 116H186V115H185ZM145 117H146V115L144 116V118H145ZM149 117L151 118V117H153V116H149ZM162 117H163V116H162ZM162 117H161V118H162ZM165 117H166V116H165ZM171 117L174 118V116H171ZM176 117H177V116L175 115V118H176ZM179 117H180V116H179ZM181 117H180V119H181ZM5 118H6V117H5ZM14 118H15V117H14ZM124 118H125V117H124ZM183 118H185V117H183ZM186 118H187V116H186ZM156 119H158V118H156ZM159 119H160V117H159ZM159 119H158V120H159ZM168 119H169V118H168ZM171 119H172V118H171ZM176 119H178V117H177ZM180 119H179V120H180ZM201 119H202V118H201ZM174 120H175V119H174ZM193 120H195V119L192 118V121H193ZM196 120H197V119H196ZM196 120H195V121H196ZM198 120H199V119H198ZM6 121H7V120H6ZM148 121H149V120H148ZM171 121H172V120H171ZM171 121H170V122H171ZM195 121H194V122H195ZM216 121H219V120H211V119H207L206 123L203 122L205 125H204L201 121H199V122H200L199 124H203L204 127L202 128V126H200V125H197V126L200 127L201 130L203 129V130H202L203 132H204L206 129L209 130V129H211V128H214V129H216L217 132H220V133H221V132H224V133L226 132V134L229 133V135H227V137H229V136L232 137L233 134H234L235 136H237L235 133H237V134H238V133H240V134L242 133V131L239 130L238 128H234V127L226 128V126L224 127L223 124L220 125L221 122H216ZM194 122H193V123H194ZM197 122H198V121H197ZM2 124H3V123H2ZM2 124H1V126H2L3 128H1V126H0V128H1V129H4V127L6 128V125H5V124L2 125ZM171 124H172V123H171ZM83 125H84V124H83ZM86 125H87V124H86ZM191 125H192V124H191ZM194 125H195V124H194ZM225 125H226V124H225ZM7 126H8V125H7ZM80 126H81V125H80ZM87 126H88V125H87ZM87 126H86V127H87ZM197 126L195 125V126H193V127L196 128ZM205 126H206V129H204ZM208 126H211V128H209ZM212 126H213V127H212ZM214 126H217V127L215 128ZM12 127H13V126H12ZM12 127H11V128H12ZM89 127H90V126H89ZM98 127H99V126H98ZM191 127H192V126H191ZM200 128H198V129H200ZM83 129H84V127H83ZM196 129H197V128H196ZM198 129H197V130H198ZM5 130H6V129H5ZM11 130H13V128H12ZM95 130H96V129H95ZM193 130H194V129H193ZM197 130H196V131H197ZM201 130L198 131V132L201 133ZM79 131H80V130H79ZM216 131H215V132H216ZM89 132H90V130H89ZM89 132H88V134H87V132H84V131L82 130L80 134L82 135L83 142H84V144H85L84 147H89V148H90L91 146L93 147L94 144H93L92 142H93L94 140H96V139L99 137L100 134H98L97 131H92V132H90V133H89ZM203 132H202V134H203ZM208 132H209V134H210L211 130L208 131ZM208 132L205 131L204 133L208 134ZM198 134H199V133H198ZM211 134H212V132H211ZM218 134H219V133H218ZM226 134H225V135H226ZM244 134H245V133H243V135H244ZM261 134H262V133H261ZM88 135H89V137H88ZM112 135H113V134H112ZM214 135H217V134H216V133L213 134L212 137H213ZM238 135H239V134H238ZM246 135H247V134H246ZM246 135H245V136H246ZM252 135H254V134H252ZM256 135H257V134H256ZM202 136H203V135H202ZM209 136H210V135H209ZM218 136H219V135H218ZM241 136H242V134H241ZM220 137H221V136H220ZM222 137H223V136H222ZM112 138H113V140H115L116 142L119 140V138H118L117 135H115V134H114V136H113ZM180 138H181V137H180ZM217 138H218V137H217ZM225 138H226V137H225ZM229 138H230V137H229ZM239 138H240V137H239ZM255 138H256V137H255ZM156 139H157V138H156ZM168 139H169V138H168ZM230 139H232V138H230ZM230 139H229V140H230ZM233 139H234V138H233ZM249 139H250V138H249ZM251 139H252V138H251ZM251 139H250L249 141L252 142ZM259 139H260V138H259ZM263 139H264V138H263ZM147 140H148V139H147ZM229 140H226L225 142H227V141H229ZM241 140H242V139H241ZM261 140H262V138H261ZM173 141H174V140H173ZM173 141H172V142H173ZM178 141H179V140H178ZM220 141H221V140H220ZM254 141L256 142V144H254L255 142H254V143L252 142L253 144H251V142H250V144H251L250 146L257 145L258 142H259V140H258V142H257V140H255V139H254ZM263 141H264V140H263ZM96 142H97V141H96ZM223 142H224V141H223ZM239 142H240V141H239ZM244 142H245V141H244ZM246 142H248V141H246ZM65 143H66V142H65ZM233 143H234V141H233ZM237 143H238V142H237ZM260 143H262V145L264 146L263 142L260 141V142H259V145H261ZM62 144H63V143H62ZM99 144H100V143H99ZM218 144H220V143H218ZM248 144H249V142L246 143L247 146H248ZM137 145H138V144H137ZM169 145H170V144H169ZM174 145H175V144H174ZM178 145H179V144H178ZM212 145L214 146V144H212ZM226 145H227V144H226ZM232 145H234V144H232ZM235 145H236V144H235ZM242 145H243V144H242ZM187 146H188V145H187ZM223 146H224V145H223ZM247 146H246L245 148H247ZM92 147L89 149V151L92 152L93 154H92V156L89 158L90 162L88 163V165L91 166V167H94V165L96 164L97 161H98V162H102V161H108V162H109V161L112 160L113 158H114V159H115V158L118 159V157H120V153H119L117 150L110 151V150L107 149V147H105V146H101V147H100V146H96L95 149L92 148ZM153 147H154V146H153ZM156 147H157V146H156ZM189 147H190V145H189ZM193 147H194V149H195L196 151L199 149V146H198V145H195V146H193ZM203 147H204V146H203ZM207 147H208V146H207ZM215 147H216V145H215ZM236 147H237V146H234V148H232L233 151H232L231 153L236 152L235 150H238L239 147H240V145L238 146V149H235ZM241 147H242V149H243V152H244L245 150H248V149H244V148H243L244 146H241ZM120 148H121V147H120ZM167 148H168V147H167ZM205 148H206V147H205ZM217 148H219V147H217ZM251 148H252V147H249V151L252 152V151L256 148V146H255L254 149L250 150ZM257 148H259L258 145H257ZM257 148H256V149H257ZM260 148H264V147H261V146H260ZM260 148H259V149H260ZM128 149H129V143L126 144V150H128ZM192 149H193V148H192ZM203 149H204V148H203ZM221 149H222V148H221ZM221 149H220V150H221ZM225 149H228V151H227V153H228L230 148H225ZM232 149H231V150H232ZM234 149H235V150H234ZM259 149H258L257 152H255V153H254V151H253L252 154L255 155L256 153H259V152H258V151H260ZM220 150H219V151H220ZM222 150H224V149H222ZM240 150H241V148L239 149V151H240ZM140 151H141V150H140ZM140 151H138V152H140ZM178 151H179V149H178ZM187 151H188V150H187ZM207 151H208V150H207ZM225 151H226V150H225ZM249 151H247V152L250 154L251 152H249ZM255 151H256V150H255ZM152 152H153V151H152ZM180 152H181V151H180ZM237 152H238V151H237ZM237 152H236V153H237ZM245 152H246V151H245ZM261 152H264V149H263V151H260V153H261ZM150 153H151V152H150ZM201 153H202V152H201ZM227 153H226V154H227ZM81 154H82L81 151H80V152H76L75 155H73V156L71 155L70 158L65 159V161H66V165L69 166V167H72V166L75 165V168L77 167L78 174H79L80 178L83 179V177H85V176L88 174V172L86 173L87 170L85 169V163H84V161H86V159H85V158H83V159L80 158ZM173 154H175V153H173ZM204 154H207V153H204ZM213 154H214V153H213ZM217 154H218V153H217ZM229 154H230V152H229ZM234 154H235V153H234ZM237 154H238V153H237ZM245 154H247V153H245ZM188 155H189V154H188ZM201 155H203V154H201ZM209 155H210V154H209ZM238 155H239V154H238ZM238 155H237V156H238ZM241 155H242V154H240V157H241ZM254 155H253V157H254ZM260 155H261V154H260ZM263 155H264V154H263ZM175 156H176V155H175ZM181 156H182V155H181ZM185 156H186V155H185ZM185 156H184V157H185ZM198 156H199V155H196V157H198ZM229 156H230V155H229ZM232 156H233V157H232ZM232 156H231V157L234 159L235 155H232ZM243 156H244V155H242V158H243ZM255 156H257V155H255ZM155 157H156V156H155ZM158 157H159V156H158ZM171 157H172V156H171ZM179 157H180V156H179ZM182 157H183V156H182ZM188 157H189V156H188ZM190 157H191V156H190ZM190 157H189V158H190ZM200 157H201V156H200ZM238 157H239V156H238ZM244 157H245V156H244ZM246 157H247V155H246ZM248 157H249V156H248ZM259 157H260V156H259ZM79 158L82 159V162H81L80 164H78V165H76V164H74V165L70 164L71 162H75V161H76L77 159H79ZM124 158H125V157H124ZM201 158H203V157H201ZM210 158H211V157H210ZM228 158H229V157H228ZM256 158H258V157H256ZM149 159H150V158H149ZM199 159H200V158H199ZM212 159H213V157H212ZM254 159H255V157H254ZM254 159L252 158L251 161H252V162H256V161H254ZM146 160H147V159H146ZM161 160H162V159H161ZM176 160L178 161V162H177V164H178L179 161L182 160V159L178 160V158H177ZM205 160H206V159H205ZM222 160H223V159H222ZM236 160H237V158H236ZM239 160H240V159H239ZM243 160H244V159H243ZM255 160H256V159H255ZM257 160H258V159H257ZM260 160H261V159H260ZM58 161H59V160H58ZM159 161H160V160H159ZM173 161H174V160H173ZM173 161H172V162H173ZM185 161H187V160L185 159ZM209 161H211V160H209ZM214 161H215V160H214ZM248 161H250V160H248ZM248 161H247V162H248ZM261 161H262V160H261ZM261 161H260V162H261ZM151 162H152V161H151ZM153 162H154V161H153ZM172 162H171V163H172ZM182 162H183V161H182ZM195 162H196V161H195ZM201 162H202V161H201ZM219 162H220V161H219ZM219 162H218V163H219ZM235 162H236V161H234V163H235ZM237 162H238V161H237ZM239 162H240V161H239ZM243 162H244V161H243ZM245 162H246V161H245ZM245 162H244V164H245ZM257 162H258V161H257ZM263 162H264V160H263ZM263 162H262L261 164H264ZM126 163H127V162H126ZM126 163H125V165H126ZM139 163H140V162H139ZM144 163H145V162H144ZM149 163H150V162H149ZM161 163H163V160H162ZM164 163H166V162H164ZM189 163H190V162H189ZM189 163H187V165H188ZM208 163H209V162H207V163H201V164L198 163V165H200L199 168H198V166H196V164H194V165H192V166H196V167L198 168V169L196 168L195 171L198 172L199 175H205V174H206V176H207L206 178L208 179V178L214 177V176H215L214 174L218 172V170H217L216 168H215L216 171H215L213 168H211V170H209V166L211 167V166H213L214 164L212 163L213 165H210L211 163H210V164H208ZM215 163H216V162H215ZM224 163H225V162H224ZM234 163H230V164H234ZM83 164H84V166H83ZM157 164H158V163H157ZM157 164H156V165H157ZM169 164H170V163H169ZM172 164H173V163H172ZM180 164H181V163H180ZM180 164H179V165H180ZM183 164H184V162H183ZM227 164H228V162H227ZM249 164H250V163H249ZM255 164H256V163H255ZM257 164H258V163H257ZM257 164H256V165H257ZM117 165H118V163H117ZM146 165H147V164H146ZM161 165H162V164H161ZM179 165H178V166H179ZM185 165H186V164H185ZM225 165H226V164H225ZM225 165H222V166H225ZM236 165H239V164H236ZM250 165H251V164H250ZM253 165H254V163H253ZM253 165H251V167H252ZM89 166H88V167H89ZM107 166H108V165H107ZM114 166H115V164H114ZM119 166H120V165H119ZM175 166H176V165H175ZM216 166H217V168H220V169L222 168L221 166H220V167H218V165H216ZM239 166H240V165H239ZM242 166H243V163H242ZM242 166H241V167H242ZM257 166H259V164H258ZM260 166L263 167L262 165H260ZM91 167H89V168L91 169ZM132 167H133V166H132ZM152 167H153V165H152ZM163 167H164V166H163ZM165 167H166V165H165ZM172 167H173V165H172ZM176 167H177V166H176ZM189 167H191V166H188L187 169H186V167H185V169H186V170H191V169H193L192 171H194L195 167H192L191 169H189ZM226 167H227V165H226L225 167H223L222 170H219V171H220L221 173H225L226 170H228V169L231 168V166H228L229 168H228V167L226 168ZM237 167H238V166H236V167L233 166L234 169L236 168V170H234V169H233V170L239 172V171H242V169L244 170V168H245V167L243 166L244 168H242V169L240 170V168L238 167V168H239V170H238ZM247 167L249 168V170H254V168L251 169V168L249 167V165H248ZM253 167H255V166H253ZM261 167H260V170L262 169ZM73 168H74V167H73ZM86 168H87V166H86ZM106 168H107V167H106ZM109 168H110V167H109ZM109 168H108V169H109ZM113 168H114V167H113ZM115 168H116V167H115ZM120 168H121V167H120ZM166 168H167V167H166ZM166 168H162V169H165V170H166ZM169 168H170V167H169ZM177 168H178V167H177ZM180 168H181V167H180ZM180 168H179L178 170H180ZM248 168H247V169L245 168V170L248 171ZM255 168L257 169V167H255ZM116 169H117V168H116ZM150 169H151V168H150ZM159 169H160V168H159ZM162 169H161V170H162ZM170 169L173 171L172 168H170ZM181 169H184V168H181ZM224 169H226V170L224 171ZM231 169H232V168H231ZM258 169H259V168H258ZM111 170H112V169H111ZM143 170H144V169H143ZM153 170L155 171V169H153ZM156 170H158V169H156ZM171 170H169V171H171ZM174 170H175V171H178V170H176V169H174ZM262 170H263V169H262ZM75 171H76V170H75ZM101 171H102V169H101ZM105 171H106V170H105ZM105 171H104V172H105ZM115 171H117V170H114V172H115ZM137 171H139V170H137ZM154 171H153V172H154ZM162 171H164V170H162ZM175 171H173V172H175ZM180 171H181V170H180ZM182 171L184 172V170H182ZM254 171H255V172H254ZM254 171H252V173L254 172V174H255L256 171H258V170H254ZM76 172H77V171H76ZM132 172H133V171H132ZM149 172H151V171L149 170ZM149 172H148V173H149ZM155 172H156V171H155ZM178 172H179V171H178ZM196 172H194V173H196ZM226 172H229V170L226 171ZM243 172H244V171H243ZM245 172H246V171H245ZM249 172H251V171H249ZM260 172H261V171H260ZM263 172H264V171H263ZM263 172H262V173H263ZM138 173H139V172H138ZM144 173H145V172H144ZM163 173H165V172H163ZM168 173H169V172H168ZM229 173H230V172H229ZM232 173H233V171H232ZM239 173L242 174V172H239ZM252 173H250V174H252ZM72 174H73V173H71V176H72ZM78 174H77V175H78ZM135 174H136V173H135ZM140 174H143V173H140ZM140 174H139V175H140ZM151 174H152V173H151ZM154 174H155V173H154ZM189 174H190V173H189ZM196 174H197V173H196ZM254 174H253V175H254ZM257 174L260 175L259 172H257ZM91 175H92V174H91ZM131 175H132V174H131ZM159 175H160V174H159ZM170 175H171V174H169V176H170ZM228 175H229V174H228ZM242 175H243V174H242ZM253 175H251V176H253ZM79 176H78V177H79ZM126 176H127V175H126ZM128 176H129V175H128ZM161 176H163V175H161ZM164 176H165V175H164ZM177 176H178V175H177ZM193 176H194V175H193ZM233 176H234V175H233ZM244 176H246V173L244 174ZM254 176H256V175H254ZM261 176H263V175H261ZM78 177H76V178H78ZM123 177H124V176H123ZM157 177H158V176H157ZM180 177H181V176H180ZM201 177H202V176H201ZM217 177H218V176H217ZM222 177H223V175H222ZM231 177H232V175H231ZM80 178H78V180H80ZM90 178H91V177H90ZM116 178H117V177H116ZM142 178H143V176H142ZM173 178H174V177H173ZM232 178H233V177H232ZM246 178H247V177H246ZM257 178H258V177H257ZM257 178H256V179H257ZM82 179H81V180H82ZM85 179H86V178H85ZM88 179H89V178H88ZM109 179H110V178H109ZM136 179H137V178H136ZM145 179H146V178H145ZM160 179H161V178H160ZM163 179H164V178H163ZM177 179H178V178H177ZM198 179H199V178H198ZM224 179H225V178H224ZM238 179H239V178H238ZM247 179H248V178H247ZM254 179H255V178H254ZM261 179H262V178H261ZM75 180H76V179H75ZM90 180H91V179H90ZM110 180H111V179H110ZM114 180H115V178H114ZM165 180H166V179H165ZM168 180H169V179H168ZM187 180H188V177H187ZM250 180H251V179H250ZM250 180H249V181H250ZM262 180H264V178H263ZM83 181H84V179H83ZM85 181H86V180H85ZM85 181H84V182H85ZM112 181H113V178H112ZM139 181H140V180H139ZM143 181H144V179H143ZM147 181H148V180H147ZM161 181H162V179H161ZM173 181H174V180H173ZM188 181H189V180H188ZM205 181H206V180H205ZM210 181H211V180H210ZM214 181H215V180H214ZM232 181H233V180H232ZM251 181H252V180H251ZM77 182H78V181H77ZM93 182H94V181H93ZM105 182H106V181H105ZM79 183H80V182H79ZM94 183H95V182H94ZM103 183H104V181H103ZM110 183H111V182H109V184H110ZM119 183H121V182H119ZM119 183H118V184H119ZM138 183H141V182H138ZM166 183H167V181H166ZM171 183H173V182H171ZM171 183H170V185H171ZM178 183H179V180H178ZM178 183H176V184H178ZM190 183H191V181H190ZM192 183H193V182H192ZM192 183H191V184H192ZM212 183H213V182H212ZM219 183H220V182H219ZM77 184H78V183H77ZM90 184H91V183H90ZM106 184H108V183H106ZM109 184H108V185H109ZM157 184H158V183H157ZM176 184L174 183V184H173L174 186H173L172 188H174ZM202 184H204V183H202ZM236 184H237V183H236ZM260 184H261V183H260ZM75 185H76V184H75ZM146 185H147V184H146ZM148 185H149V184H148ZM162 185H164V184L162 183ZM189 185H190V184H189ZM208 185H209V184H208ZM247 185H248V184H247ZM91 186H92V184H91ZM120 186H121V185H120ZM179 186H180V185H179ZM191 186H193V188H194V185H191ZM253 186H254V185H253ZM256 186H257V185H256ZM262 186H263V185H262ZM88 187H89V184H88ZM92 187L94 188V187H97V186H92ZM92 187H90V188H92ZM101 187H102V186H101ZM101 187H99V188H97V189H100ZM103 187H105V185H104ZM138 187H139V186H138ZM180 187H181V186H180ZM188 187H189V186H188ZM195 187H200V186H197V184H196ZM224 187H225V186H224ZM249 187H250V186H249ZM110 188H111V187H110ZM114 188H115V187H114ZM148 188H149V187H148ZM176 188H177V187H176ZM190 188H192V187H190ZM193 188H192V189H193ZM201 188H202V187H201ZM247 188H248V186H247ZM250 188H252V187H250ZM83 189H84V188H83ZM97 189H95V190H97ZM104 189H106V188H104ZM111 189H112V188H111ZM159 189H160V187H159ZM231 189H232V188H231ZM255 189H256V188H255ZM68 190H69V189H68ZM113 190H114V189H113ZM119 190H120V189H119ZM121 190H122V189H121ZM130 190H131V189H130ZM161 190H162V189H161ZM169 190H170V189H169ZM174 190H175V188H174ZM178 190H179V189H178ZM178 190H176V192H177ZM194 190H197V191H198V188H197V189L194 188ZM194 190H193V191H194ZM201 190H203V188L200 189V192H201ZM73 191H74V190H73ZM80 191H81V190H80ZM98 191H99V190H98ZM109 191H110V190H109ZM114 191H115V190H114ZM145 191H146V189H145ZM164 191H165V190H164ZM188 191H189V190H188ZM191 191H192V190H191ZM204 191H205V190H204ZM204 191H203V192H204ZM215 191H216V189H215ZM220 191H221V190H220ZM228 191H229V190H228ZM239 191H240V190H239ZM255 191H256V190H255ZM71 192H72V190H71ZM94 192H95V191L93 190V193H94ZM124 192H125V191H124ZM154 192H155V191H154ZM183 192H184V191H183ZM194 192H195V191H194ZM205 192H206V191H205ZM106 193H107V191H106ZM108 193L110 194V192H108ZM118 193H119V192H118ZM133 193H134V192H133ZM140 193H141V192H140ZM140 193H139L138 191H136V194L139 195V196H140ZM142 193H143V192H142ZM142 193H141V194H142ZM234 193H235V192H234ZM251 193H252V192H251ZM66 194H67V193H66ZM70 194H71V193H69V195H70ZM78 194H79V193H78ZM78 194H77V197H78ZM90 194H91V193H90ZM96 194H97V193H96ZM98 194H99V193H98ZM150 194H152V193H150ZM186 194H187V193H186ZM208 194H209V193H208ZM208 194H207V196H208ZM261 194H262V193H261ZM74 195H75V194H74ZM107 195H108V194H107ZM113 195H114V194H113ZM117 195H118V194H117ZM144 195H145V194H144ZM147 195H148V194H147ZM176 195H177V194H176ZM180 195H181V194H180ZM70 196H71V195H70ZM155 196H156V195H155ZM171 196H172V195H171ZM223 196H224V195H223ZM74 197H75V196H74ZM146 197H147V196H146ZM146 197H145V198H146ZM151 197H152V196H151ZM151 197H149V199H150ZM189 197H190V196H189ZM237 197H238V196H237ZM244 197H246V196H244ZM252 197H253V196H252ZM255 197H256V196H255ZM262 197H263V196H262ZM141 198H142V197H141ZM176 198H177V197H176ZM201 198H202V196H201ZM204 198H205V197H204ZM1 199H2V198H1ZM1 199H0V202L2 201ZM68 199H70V198L68 197ZM85 199H86V198H85ZM92 199H93V198H92ZM108 199H109V198H108ZM158 199H159V198H158ZM206 199H207V198H206ZM219 199H221V198H219ZM258 199H259V198H258ZM60 200H62V199H60ZM94 200H95V199H94ZM110 200H111V199H110ZM213 200H214V199H213ZM217 200H218V199H217ZM225 200H226V199H225ZM83 201H84V200H83ZM123 201H124V200H123ZM227 201H228V200H227ZM233 201H234V200H233ZM260 201H261V200H260ZM64 202H65V201H64ZM98 202H99V201H98ZM170 202H172V201H170ZM191 202H192V201H191ZM244 202H245V201H244ZM62 203H63V202H62ZM81 203L83 204V202H80V204H81ZM118 203H119V202H118ZM127 203H128V202H127ZM148 203H149V202H148ZM148 203H147V204H148ZM165 203H166V202H165ZM182 203H183V202H182ZM196 203H197V202H196ZM207 203H208V202H207ZM213 203H214V202H213ZM224 203H225V202H224ZM28 204H29V202H28ZM85 204H86V203H85ZM85 204H84V205H85ZM154 204H155V203H154ZM158 204H159V203H158ZM230 204H231V203H230ZM30 205H31V204H30ZM67 205H68V204H67ZM133 205H134V204H133ZM138 205H139V204H138ZM175 205H176V204H175ZM193 205H194V204H193ZM219 205H220V204H219ZM0 206H1V205H0ZM68 206H70V205H68ZM86 206H87V205H86ZM98 206H99V205H98ZM102 206H103V205H101V207H102ZM122 206H123V205H122ZM148 206H149V205H148ZM157 206H158V205H157ZM188 206H189V205H188ZM207 206H208V205H207ZM236 206H237V205H236ZM260 206H261V205H260ZM30 207H32V206H30ZM79 207H80V206H78L77 208H79ZM95 207H96V206H95ZM151 207H152V206H151ZM155 207H156V206H155ZM194 207H195V206H194ZM261 207H262V206H261ZM26 208H27V207H26ZM63 208H64V207H63ZM69 208H70V207H69ZM75 208H76V207H75ZM84 208H85V207H84ZM84 208H83V205H82V209H84ZM86 208H88V207H86ZM89 208H90V207H89ZM121 208H122V207H121ZM121 208H120V209H121ZM61 209H62V208H61ZM65 209H67V207H66ZM70 209H71V208H70ZM79 209H80V208H79ZM90 209H91V208H90ZM120 209H118V210H120ZM131 209H132V208H131ZM141 209H142V208H141ZM146 209H147V208H146ZM154 209H156V208H154ZM180 209H181V208H180ZM213 209H214V208H213ZM221 209H222V208H221ZM226 209H227V208H226ZM253 209H254V208H253ZM24 210H25V208H24ZM24 210H23V211H24ZM27 210H28V208H27ZM68 210H69V209H67V212H68ZM76 210H77V209H76ZM85 210H86V209H85ZM116 210H117V208H116ZM128 210H129V209H128ZM150 210H151V209H150ZM257 210H258V208H257ZM21 211H22V210H20V212H21ZM23 211H22V213H24ZM28 211H29V210H28ZM63 211H64V210H63ZM70 211L72 212V210H70ZM78 211H79V210H77V212H78ZM89 211H90V210H89ZM92 211H93V210L91 209V213H92ZM99 211H100V209H99ZM107 211H109V210H107ZM111 211H112V210H111ZM126 211H127V210H126ZM129 211H130V210H129ZM138 211H139V210H138ZM165 211H166V210H165ZM171 211H173V210H171ZM16 212H17V211H16ZM32 212H33V211H32ZM94 212H95V211H93V213H94ZM96 212L98 213L97 209H96ZM124 212H125V210H124ZM124 212H123V213H124ZM147 212H148V210H147ZM161 212H162V211H161ZM169 212H170V211H169ZM199 212H200V210H199ZM214 212H215V211H214ZM220 212H221V211H220ZM239 212H240V211H239ZM253 212H254V211H253ZM0 213H1V212H0ZM7 213H8V212H7ZM65 213H66V212H65ZM72 213H73V212H72ZM75 213H76V212H75ZM79 213H80V212H79ZM83 213H84V211H83ZM86 213H87V211H86ZM91 213H90V214H91ZM100 213H101V212H100ZM100 213H99V214H100ZM116 213H117V211H116ZM119 213H122V211L119 212ZM126 213H127V212H126ZM145 213H146V212H145ZM194 213H195V212H194ZM255 213H256V212H255ZM18 214H19V213H18ZM33 214H34V213H33ZM33 214H32V216H33ZM36 214H37V213H36ZM66 214H68V213H66ZM90 214H89V216H90ZM113 214H115V212H114ZM137 214H138V213H137ZM137 214H136V215H137ZM151 214H152V213H151ZM155 214H156V213H155ZM221 214H222V213H221ZM8 215H9V214H8ZM8 215H6V216L9 218L10 215H9V216H8ZM22 215H23V214H21V217H22ZM34 215H35V214H34ZM61 215H63V214H61ZM61 215H60V217H61ZM73 215H74V214H73ZM82 215H83V214H82V212H81V216H82ZM95 215H96V213H95ZM102 215H103V214H102ZM105 215H106V214H105ZM120 215H121V214H120ZM123 215H125V213H124ZM149 215H150V214H149ZM156 215H157V214H156ZM170 215H171V214H170ZM170 215H169V216H170ZM183 215H184V214H183ZM222 215H223V214H222ZM6 216H5V218H6ZM11 216H12V215H11ZM15 216H16V214H15ZM15 216H14V217H15ZM25 216H26V215H25ZM44 216H45V215H44ZM44 216H43V217H44ZM81 216H80V218H81ZM99 216H100V215H98V216H96V217H99ZM141 216H142V215H141ZM16 217H17V216H16ZM39 217H40V215L38 216V218H39ZM51 217H52V216H50L49 218H51ZM56 217H57V216H56ZM72 217H73V216H72ZM87 217H88V216L86 215V218H87ZM96 217H95V218H96ZM110 217H111V216H110ZM123 217H124V216H123ZM132 217H133V216H132ZM137 217H139V215L136 216V218H137ZM148 217H149V216H148ZM195 217H196V216H195ZM200 217H201V216H200ZM257 217H258V216H257ZM26 218H28V216L25 217V219H26ZM31 218H32V217H31ZM31 218H30V219H31ZM36 218H37V217H36ZM36 218H35V219H36ZM58 218H59V217H58ZM88 218H89V217H88ZM88 218H87V219H88ZM91 218H94V215H93V217H91ZM91 218H90V219H91ZM99 218H100V217H99ZM99 218H98V219H99ZM102 218H103V217H102ZM102 218H100L99 220H101ZM105 218H106V216H105ZM107 218H109V217L107 216ZM113 218H118V217H113ZM124 218H127V216L124 217ZM136 218H133V219L135 220ZM189 218H190V217H189ZM196 218H198V217H196ZM222 218H223V217H222ZM263 218H264V217H263ZM15 219H16V218H15ZM21 219L23 220V217H22ZM39 219H40V218H39ZM42 219H43V218H42ZM62 219H63V218H62ZM68 219H69V218H68ZM96 219H97V218H96ZM110 219H111V218H110ZM127 219H128V218H127ZM133 219H132V221H133ZM139 219H140V218H139ZM143 219H144V218H143ZM160 219H162V217H161ZM1 220H2V219H1ZM1 220H0V221H1ZM4 220H5V219H4ZM26 220H27V219H26ZM46 220H47V219H46ZM46 220H45V221H46ZM77 220H78V219H77ZM88 220H89V219H88ZM99 220H98V221H99ZM112 220L114 221V219H112ZM115 220H116V219H115ZM119 220H120V218H119ZM128 220H129V219H128ZM128 220H127V221H128ZM137 220H138V218H137ZM145 220H146V219H145ZM7 221H8V220H7ZM10 221H11V220H10ZM19 221H20V220H19ZM29 221H30V220H29ZM29 221H27V222H29ZM48 221H49V220H48ZM50 221H51V220H50ZM61 221H62V220H61ZM63 221H66V220H63ZM90 221H92L91 223L97 222V220L93 222V219H91ZM102 221H103V220H102ZM104 221H105V220H104ZM104 221H103V222H104ZM106 221H107V219H106ZM110 221H111V220H110ZM148 221H149V220H148ZM155 221H156V220H155ZM211 221H212V220H211ZM5 222H6V221H5ZM41 222H42V221H41ZM57 222H59V221H57ZM88 222H89V221H88ZM108 222H109V220H108ZM108 222H107V223H108ZM125 222H126V221H125ZM129 222H131V218H130V221H129ZM134 222H135V221H134ZM162 222H163V221H162ZM30 223H31V222H30ZM53 223H54V222H53ZM72 223H73V221H72ZM91 223H90V224H91ZM104 223L106 224V222H104ZM104 223L101 224V222H100V225H98L99 223H96L97 226H93L94 224H93V225L91 224L90 226H93L94 228L99 229V227H101L102 225H104ZM111 223H112V222H111ZM127 223H128V222H127ZM135 223H136V222H135ZM140 223H141V222H140ZM256 223H257V222H256ZM36 224H38V223H36ZM50 224H51V222H50ZM63 224H64V223H63ZM86 224H87V223H86ZM109 224H110V223H109ZM147 224H148V223H147ZM177 224H178V223H177ZM199 224H200V223H199ZM230 224H231V223H230ZM106 225H107V224H106ZM142 225H143V224H142ZM162 225H163V224H162ZM227 225H228V224H227ZM61 226H62V225H61ZM107 226H108V225H107ZM116 226H117V225H116ZM128 226H129V225H128ZM135 226H136V225H135ZM177 226H178V225H177ZM235 226H236V225H235ZM235 226H234V227H235ZM263 226H264V225H263ZM51 227H52V226H51ZM93 227H92V228H93ZM104 227H105V225H104L101 229H105ZM113 227H115V226L113 225ZM147 227H148V225H147ZM237 227H238V225H237ZM48 228H49V227H48ZM120 228H121V227H120ZM124 228H125V227H124ZM235 228H236V227H235ZM235 228H234V229H235ZM250 228H252V227H250ZM75 229H76V228H75ZM78 229H79V226H78ZM114 229H116V228H114ZM70 230H71V229H70ZM90 230H91V229H90ZM99 230H100V229H99ZM152 230H153V229H152ZM198 230H199V229H198ZM246 230H247V229H246ZM81 231H82V230H81ZM96 231H97V230H96ZM102 231H103V230H102ZM107 231H108V229H107ZM118 231H119V230H118ZM124 231H125V230H124ZM133 231H134V230H133ZM46 232H47V231H46ZM92 232H94V231H92ZM119 232H120V231H119ZM177 232H178V234L181 235V236H183V234H185L184 229H180V230H178ZM38 233H39V232H38ZM61 233H62V232H61ZM69 233H70V232H69ZM78 233H79V232H78ZM90 233H91V232H90ZM97 233L99 234L100 232H97ZM103 233H104V231H103ZM108 233H110V230L108 231ZM108 233H107V234H108ZM114 233H115V232H114ZM114 233H112L111 236L114 235ZM117 233H118V232H117ZM117 233H116V235H118ZM123 233H124V232H123ZM136 233H137V232H136ZM171 233H172V232H171ZM174 233H175V232H174ZM237 233H238V232H237ZM258 233H259V232H258ZM62 234H63V233H62ZM93 234H95V233H93ZM104 234L106 235V233H104ZM121 234H122V233H120V236H121ZM145 234H146V233H145ZM169 234H170V233H169ZM65 235H66V234H65ZM65 235H64V236H65ZM76 235H77V234H76ZM90 235H92V234H90ZM96 235H97V234H96ZM96 235H95V236H96ZM100 235H101V234H100ZM100 235H99V236H100ZM108 235H109V234H108ZM126 235H127V234H126ZM128 235H129V234H128ZM133 235H134V234H133ZM137 235H138V234H137ZM162 235H163V234H162ZM257 235H258V234H257ZM53 236H54V234H53ZM87 236H88V235H87ZM87 236H86V237H87ZM101 236H102V235H101ZM234 236H235V235H234ZM241 236H242V235H241ZM249 236H250V235H247V237H249ZM251 236H254V235H251ZM68 237H69V235H68ZM75 237H76V236H75ZM89 237L92 238V236H89ZM96 237H97V236H96ZM104 237H105V236H104ZM114 237H115V236H114ZM140 237H141V236H140ZM183 237H184V236H183ZM242 237H243V236H242ZM61 238H62V237H61ZM65 238H66V237H65ZM73 238H74V237H73ZM101 238H102V237H101ZM106 238H107V237H106ZM115 238H117V237H115ZM120 238H121V237H120ZM132 238H133V237H132ZM154 238H155V237H154ZM157 238H158V237H157ZM208 238H209V237H208ZM208 238H201V239H202L201 241H204L205 243H207V242L209 243V239H208ZM239 238H240V237H239ZM255 238H256V237H255ZM262 238H263V237H262ZM68 239H70V237H69ZM109 239H110V237H109ZM117 239H118V238H117ZM174 239H175V238H174ZM241 239H242V238H241ZM51 240H52V239H51ZM54 240H55V239H54ZM60 240H61V239H60ZM87 240H88V238H87ZM89 240H90V239H89ZM89 240H88V241H89ZM95 240H98V238H96ZM95 240H92V244H91L90 246H92V245L94 244V242L96 243ZM112 240H113V239H112ZM118 240H119V239H118ZM142 240H144L145 243L148 244L149 241H151V237L148 236V235H144V236L142 237ZM161 240H162V239H161ZM260 240H261V239H260ZM61 241H62V240H61ZM79 241H80V240H79ZM88 241H87V242H88ZM99 241H100V240H99ZM109 241H110V240H109ZM115 241H116V240H115ZM122 241H123V239H122ZM140 241H141V240H140ZM166 241H167V240H166ZM201 241H200V239H199L198 237H196V236L192 237L191 239H189V238H185V237H184V238H182L181 240H175V242H176V245H175V246H176V248H177L176 250L181 251L179 254H181L182 256L187 257V258H191V259H197V258H199L200 260L206 259V258L210 255V252L205 251L204 249H203V250L201 249L202 251H199V250H198V249L200 248V247H199V243H200ZM261 241H262V240H261ZM84 242H85V241H84ZM90 242H91V241H90ZM102 242H103V240H102ZM132 242H133V241H132ZM158 242H159V241H158ZM161 242H162V241H161ZM223 242H224V240H223ZM263 242H264V241H263ZM49 243H50V242H49ZM68 243H69V242H68ZM71 243H72V241H71ZM97 243H98V242H97ZM97 243H96V244H97ZM103 243H104V242H103ZM110 243H111V242H110ZM110 243H109V244H110ZM118 243H119V242H118ZM124 243H125V241H124ZM244 243H245V242H244ZM18 244H19V243H18ZM27 244H28V243H27ZM52 244H53V242H52ZM56 244H57V242H56ZM60 244H61V243H60ZM69 244H70V243H69ZM80 244H81V243H80ZM82 244H83V243H82ZM99 244H101V243H98V245H96V246H99ZM106 244H107V246H109L108 243H106ZM141 244H143V243H141ZM209 244H210V243H209ZM261 244H262V243H261ZM263 244H264V243H263ZM28 245H29L28 248L31 249L32 247H30V246H32V245H30V244H28ZM49 245H50V244H49ZM77 245H79V244L77 243ZM85 245H86V243H85ZM110 245H111V244H110ZM116 245H118V244H116ZM138 245L140 246V243H139ZM167 245H168V244H167ZM36 246H37V245H36ZM59 246H60V245H59ZM61 246H62V245H61ZM79 246H80V245H79ZM82 246H83V245H82ZM87 246H88V243H87ZM96 246L94 245V247H96ZM102 246H103V247H102ZM102 246H99L98 249L101 250L102 248H104L105 245H102ZM155 246H156V245H155ZM217 246H218V245H217ZM245 246H246V245H245ZM248 246H249V245H248ZM260 246H261V245H260ZM263 246H264V245H263ZM54 247H56V245H55ZM66 247H67V246H66ZM68 247H69V246H68ZM68 247H67L66 249H68ZM74 247H76V245H75ZM85 247H86V246H85ZM105 247H106V246H105ZM109 247H110V246H109ZM118 247H120V246L118 245ZM122 247H123V246H122ZM151 247H152V246H151ZM161 247H162V248H161ZM161 247H160V248H161L160 251H164V245H163V246L161 245ZM240 247H242V245H241ZM37 248H38V247H37ZM57 248H58V247H57ZM57 248H56V249H57ZM77 248H78V246H77ZM90 248H92V250L95 249V248L93 249V246L90 247ZM90 248H89V246H88V249H89V250H90ZM106 248H108V247H106ZM154 248H155V247H154ZM172 248H173V247H171V248H169V249H167V250L170 251ZM210 248H211V247H210ZM32 249H33V248H32ZM49 249H50V248H49ZM59 249H60V248H59ZM62 249H63V248H62ZM104 249H105V248H104ZM115 249H116V247H115ZM129 249H130V247H129ZM143 249H144V248H143ZM156 249H157V247H156ZM165 249H166V248H165ZM183 249H186V250H184L185 252H182ZM250 249H251V247H250ZM257 249H258V248H257ZM263 249H264V248H263ZM73 250H74V248H73ZM73 250H70V251L72 252ZM75 250H77V249H75ZM92 250H91V251H92ZM105 250H106V249H105ZM108 250H109V249H108ZM127 250H128V248H127ZM150 250H151V249H150ZM157 250H158V249H157ZM157 250H156V251H157ZM173 250H174V249H173ZM232 250H234V249H232ZM259 250H260V249H259ZM57 251H58V250H57ZM63 251H64V250H63ZM66 251H68V250H66ZM77 251H79V250H77ZM91 251H90V252H91ZM96 251H97V250H96ZM101 251H102V250H101ZM146 251H147V250H146ZM156 251H155V252H156ZM61 252H62V251H61ZM94 252H95V251H94ZM97 252H99V251H97ZM113 252H115V251H113ZM224 252H225V251H224ZM33 253H34V252H33ZM92 253H93V252H92ZM107 253H108V252H107ZM156 253H157V252H156ZM159 253H160V252H159ZM165 253H166V252H165ZM219 253H220V252H219ZM249 253H250V251H249ZM253 253H254V252H253ZM41 254H42V253H41ZM78 254H80V252H78ZM99 254H100V253H99ZM123 254H125V253H123ZM128 254H129V252H128ZM143 254H144V253H143ZM143 254H142V256H143ZM153 254H154V253L150 254L149 256L152 257ZM177 254H178V253H177ZM220 254H221V253H220ZM28 255H29V254H28ZM55 255H56V254H55ZM94 255H95V253H94ZM101 255H102V254H101ZM113 255H114V254H113ZM115 255H116V254H115ZM118 255L120 256L119 253H118ZM157 255H158V254H157ZM160 255L162 256V253H161ZM164 255H165V254H164ZM164 255H163V256H164ZM166 255H167V254H166ZM166 255H165V256H166ZM168 255H169V254H168ZM211 255H213V254H211ZM216 255H217V254H216ZM253 255H254V254H253ZM29 256H30V255H29ZM29 256H28V258H29ZM81 256H82V255H81ZM84 256H85V255H84ZM88 256H89V255H87V257H88ZM90 256H93V255L90 254ZM124 256H125V255H124ZM129 256H130V255H129ZM131 256H132V255H131ZM158 256H159V255H158ZM161 256H160V257H161ZM170 256H171V255H170ZM255 256H256V255H255ZM262 256H263V255H262ZM31 257H33V256H31ZM35 257H36V256H35ZM77 257H78V256H77ZM82 257H83V256H82ZM100 257H101V256H100ZM105 257H106V256H105ZM113 257H114V256H113ZM115 257H116V256H115ZM144 257H146V256H144ZM160 257H159V258H160ZM71 258H72V257H71ZM85 258H86V257H85ZM88 258H89V257H88ZM106 258H107V257H106ZM120 258H121V257H120ZM120 258L118 257V259H120ZM131 258H133V257H131ZM131 258H130L129 260H131ZM155 258H156V257H155ZM163 258H164V257H163ZM168 258H169V257H168ZM251 258H252V256H251ZM254 258H255V257H254ZM75 259H76V258H75ZM91 259H92V258H91ZM115 259H117V258H115ZM118 259H117V260H118ZM125 259L128 260L127 257L124 258L123 260H125ZM149 259H150V258H149ZM152 259H153V258H152ZM161 259H162V257H161ZM169 259H170V258H169ZM209 259H210V258H209ZM231 259H233V258H231ZM81 260H82V259H81ZM84 260H85V259H84ZM89 260H90V259H89ZM108 260H109V259H108ZM154 260H155V259H154ZM159 260H160V259H159ZM163 260H164V259H163ZM259 260H260V259H259ZM26 261H27V260H26ZM98 261H99V260H98ZM113 261H114V260H113ZM131 261H132V260H131ZM140 261H141V260H140ZM143 261H144V260H143ZM146 261H147V260H146ZM149 261H151V260H149ZM222 261H223V260H222ZM79 262H80V261H79ZM127 262H129V261H127ZM127 262H126V263H127ZM132 262H133V261H132ZM132 262H131V263H132ZM160 262H161L160 264H171V263H173V262H175V261L171 262V261H168V259H167V261H160ZM190 262H192V261H190ZM211 262H212V261H211ZM235 262H236V260H235ZM238 262H240V261H238ZM93 263H94V262H93ZM95 263H96V262H95ZM103 263H104V262H103ZM122 263H123V262H122ZM129 263H130V262H129ZM154 263H155V262H154ZM158 263H159V262H158ZM194 263H195V262H194ZM207 263H208V262H207ZM207 263H206V264H207ZM214 263H215V262H214ZM224 263H225V262H224ZM233 263H234V262H233ZM133 264H134V263H133ZM139 264H143V263H142V262H141V263L139 262ZM144 264H145V263H144ZM147 264H149V263H147ZM173 264H174V263H173ZM217 264H218V263H217Z\"/></svg>", "mask_w": 264, "mask_h": 264}]
</instances>
